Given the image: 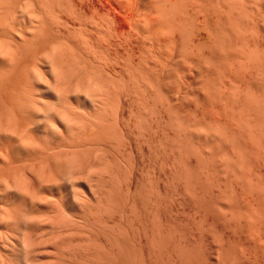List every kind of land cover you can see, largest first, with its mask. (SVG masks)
<instances>
[{
	"label": "rangeland",
	"instance_id": "obj_1",
	"mask_svg": "<svg viewBox=\"0 0 264 264\" xmlns=\"http://www.w3.org/2000/svg\"><path fill=\"white\" fill-rule=\"evenodd\" d=\"M80 1H82L81 2V4H78L77 2H79V0H71V2L72 3H70V9H71V11H70V9H69V17H68V23L69 22H71L69 25H68V28H69V31H68V43L70 44V47L71 46H73V47H71L72 49H73V53L75 54V57L76 58H80L79 60H81L80 61V63L81 64H84L85 66H87V68H88V66H91L92 64H93V67H92V76H93V74H95L93 77H92V79H93V81L96 83L97 82V85H100L99 86V90L101 89V91H102V95H105V97H103V98H105L104 100H109V102H108V100L107 101H104V103H105V105H106V109H105V111L106 112H108V110H107V106L109 105V107H111V109L110 110H112V111H115L116 112V118L115 119H117V121L119 120V124H118V122L116 123L115 122V119L113 120V118H111L112 117V114L110 113V112H108V113H106L105 111V113L103 114V115H105V116H103L102 114H100L99 112H97L99 115H102V117H103V119L101 118V116H100V118H101V120H97L98 122H97V124L99 125H96L95 123V125L98 127V129L96 128V126H95V128L96 129H94L97 133H96V135H98L99 137L100 136H103V137H101V138H104V135H102V134H105V137L107 136V135H109L110 133H112V134H110L111 135V137H108V140L109 139H113V140H109L110 142H108L106 139L107 138H105V140H106V142H103V143H105L106 145H108V146H106V148L105 147H103V145H105V144H102L101 142H102V140H104V139H101V138H99V137H97L98 138V140H100L101 139V141H99V143L98 142H95V144L96 143H98V146H97V144L95 145L96 146V149L97 150H99L98 149V147L99 148H103V149H100V150H103V151H100V153L102 154L103 152L105 153V155H102V158H105V160L104 159H102L101 158V156H100V158H101V162L103 161V162H105V161H107V163L110 165V166H108L109 168L111 167V170H110V172L113 170L114 172H112V174L113 173H115L114 175H116V178L118 179V183L117 182H114V180L116 181L117 179H114V176H113V179L110 181V179H107V177L104 175V177H106V178H104L103 179V174L101 175L102 176V180L100 179V180H98L97 181V183H99V184H97V186H98V188L101 186V192H102V194H103V191L105 190V189H107L108 191H110V189L114 192V191H116V193H114V195H113V192H104L106 195L107 194H109V195H107V196H105L106 198V200L102 197H99L100 195L102 196V194H100L99 193V189L97 190V196H98V194H100L98 197L96 196V198H94L93 200H95V201H93V200H91L92 202H91V204H90V206L92 207V209L94 208V209H96L98 206H97V204L98 203H100V205L101 206H99V207H101V208H98V209H101L102 211H105V214L101 211L100 213H99V211H98V209H96L95 210V212L97 213H93L92 215H94V214H96L95 216H97L98 215V217L97 218H100V219H96V217H94V216H90L89 218H91V219H89L88 217H85V215L83 214H79V213H76V212H72V214L73 215H71V217H70V220H71V218H72V221L73 220H75V222H77V221H79L80 220V222H78V223H80V224H78V223H76L77 224V226L79 227L80 226V228L78 229V227L76 226V224L73 226V225H71L70 223H69V225L70 226H72V227H77V228H74V232H75V230H76V232L75 233H77V232H79L80 234H77L78 236L79 235H81V236H79V237H75L74 239L73 238H71L73 235H71V236H69L70 237V239L72 240L71 242V244L72 245H74V246H76V248L75 249H73V247H71V245H70V247L72 248V249H70L69 248V255L71 256V254H74V257H73V255H72V258L68 255V257H69V259H67V260H65V261H62L63 263L64 262H66V264L67 263H70L71 264V262L72 263H80V264H84V263H82V260L84 261H87V262H85L86 264L89 262H91V264L92 263H94V264H100L99 262H102L101 264H194L193 262H196V260H197V262H198V264H220V262H221V264H224V263H227V262H229V261H231V262H233V261H237L238 259H236L235 260V257H234V255L236 254V258H241L240 260L241 261H243V262H241L240 260H238L237 262H239V263H237V264H264V248H263V244H264V221L260 224V221H262L263 219H264V206L262 207L261 205H263L264 203L262 202V199H264V198H262V194H264V167H262V170L261 169H259V168H261V166H263L264 164H262V162H260V161H262V154H264V142H262L263 141V139H262V137L264 136V131H261V129H258V128H260L261 127V124H262V122L263 121H261V117H263V115L261 116V115H259V108L262 106H264V105H262L261 104V106L257 109V106H256V104H254L257 100L259 101V98L261 99V100H264V98H261V97H264V94L262 95V93H264V80H262L263 79V77H261V76H259V78H260V80H262V82L259 80V78H258V76H256L254 73H256L257 72V74H259L258 72L259 71H256V72H251L252 70H250V72H248L246 69H244V67H243V69L244 70H246V71H243L242 70V68H238L239 70H237L236 68H234L235 70L234 71H237V73H239L238 75H239V78H243V76H241L244 72H246V73H244L243 75H244V79L246 78V79H248L249 77H248V75L250 76V73H251V76H253V77H251L250 76V78L248 79V80H239V78H237L236 79V82H234L233 83V81H235V80H232V79H234V78H232V76L234 77V75H236L237 76V73L235 72L234 73V75H231V74H233V71H232V73L230 74L231 75V78L232 79H230L229 78V80L226 78L229 74H227L230 70V67H227L228 65H225L224 64V62H223V59H222V61H221V57L220 56H218L219 54H220V52L218 53V55H217V53H215V52H212L213 50H214V48H212V46L213 47H217V46H214V45H216L215 43L211 46V42H212V38L214 37H210V35L207 37V40H204V39H206V36L205 35H207L208 34V32H207V34H204L203 35V33L205 32V31H207V29L206 28H208V26L210 25V24H208L207 23V25L208 26H205L206 28H203V27H201V28H203L202 30L204 31H202L201 30V32H199V30L201 29H198L199 27H200V25H201V23H203V20L201 19V21H200V18H202L203 16H201V14L198 16V14L199 13H197L198 12V10H200L201 11V13H202V11H203V14H205L204 13V11L206 12L207 11V9H210L211 10V6H209V4H212V1H214V0H206V1H204V0H202V1H199L198 0V2H197V0H195L194 2H192L193 0H178V2H177V0H174L173 2L175 3V6H176V8H178V6H179V8L180 7H183V5H180V2H181V4H183V2H185V5H184V7L186 6V8L187 9H189V8H191V10L189 9V12L191 11V12H194V10L196 11L197 9H192V8H195L196 6H198V8H201V9H198L197 11H196V14H193V13H190V15L188 14V16H189V18H188V16H187V18L185 19L184 17H183V15L185 14V15H187L185 12H184V10L185 9H181L183 12H181V10L179 9V11L182 13V18H184V20H182L181 19V21L179 20V18H181V16H180V12L178 11V13H177V11H176V15L177 14H179V15H177V16H179V18L177 19L178 21H179V24L177 23L178 21L177 20H175L177 17H176V15H174L175 14V10H173L174 8H175V6H173V5H171L172 4V0H170L171 1V6L172 7H167L168 5H169V3L168 2H170V1H168L167 2V0H166V2L168 3L167 4V6H165L166 7V10H164V11H167V12H164L163 11V9H165V8H163V7H161V5L162 4H160V1L159 0H156V3H154V6H156L157 5V7H158V9L160 8V9H162V11H160V9L158 10L159 11V14H160V12H161V15H156V14H154V13H156V12H158L157 10L155 11V9L156 8H154V10H152V8H153V2H155V0H153V1H151V0H80ZM85 1V2H84ZM88 1V2H87ZM189 1V2H188ZM192 3H191V2ZM205 3H204V2ZM209 3H208V2ZM218 0H216V2H217ZM220 2V4H221V0H219ZM262 2V4H263V1L264 0H259V3H261ZM83 2H84V4H83ZM145 2V3H144ZM147 2H149V4H151V6L147 3ZM165 2V3H166ZM197 2V3H196ZM201 2V3H200ZM211 2V3H210ZM161 3H163L162 1H161ZM187 3V4H186ZM198 3H200V4H198ZM203 3V4H202ZM219 3H214L216 6L219 4ZM223 3H225V2H223ZM222 3V4H223ZM72 4V5H71ZM77 4L79 5V7L77 6ZM87 4V5H86ZM94 4V5H93ZM98 4V5H97ZM145 4V5H144ZM177 4V5H176ZM179 4V5H178ZM188 4H189V6H188ZM193 6V5H196V6H191V5ZM198 4V5H197ZM213 4V6H215ZM226 4V3H225ZM261 4V9H263V7H264V5H262ZM76 5V6H75ZM82 5H83V8H81L82 7ZM146 5H147V8L145 9L144 7H146ZM159 5V6H158ZM200 5V6H199ZM209 6L208 8H203V10H202V6ZM151 7V9H150V7ZM163 6V5H162ZM188 6V7H187ZM191 6V7H190ZM203 6V7H204ZM224 6V7H223ZM76 7V8H75ZM95 7V8H94ZM149 7V8H148ZM174 7V8H173ZM211 7V8H210ZM222 8L223 7V10L225 9V5H222V6H219V8ZM78 8H80L79 9V11H81V12H79L78 11ZM86 8V9H85ZM99 8V9H98ZM169 10H168V9ZM172 8V9H171ZM215 8V7H214ZM217 8H218V6H217ZM217 8H215V9H217ZM81 9H83V10H81ZM94 9V10H93ZM148 9L150 10V11H148ZM185 10L187 13H188V10ZM57 10V9H56ZM96 10V11H95ZM218 10V9H217ZM216 10V12H218ZM84 11V12H83ZM94 11V12H93ZM153 11V12H152ZM169 11V12H168ZM171 11H173V12H171ZM199 11V12H200ZM220 11H222V10H220ZM225 11V10H224ZM224 11H223V13H224ZM264 11V10H263ZM71 12V13H70ZM96 12V13H95ZM168 13L169 15H172V17L171 16H169V18H168V14H167V16H165L166 14H163L164 15V17H161L162 19L164 18H168L167 20H166V22L169 24H167L166 22H165V20L163 21L161 18H159L160 16H163L162 15V13ZM211 12V14H212V12H214V11H209V13ZM216 12H214V16H216L215 14H216ZM80 13H82L81 15H80ZM174 13V14H173ZM184 13V14H183ZM208 13V12H207ZM206 13V15H210L211 16V19H213V18H215V17H213L212 18V16L213 15H211V14H207ZM221 13V12H220ZM74 16H73V15ZM84 14L86 15V16H84ZM98 14V15H97ZM154 14V15H153ZM191 14H193L192 16H194V15H197L198 16V18L196 17V16H194V17H192L191 16ZM202 14V15H203ZM218 14H219V12H218ZM221 15H223L224 16V14H221ZM73 16V17H72ZM97 16V17H96ZM100 16V17H99ZM154 16H157V18L156 17H154ZM192 18H191V17ZM207 16V17H208ZM209 16V17H210ZM218 16V15H217ZM77 17V18H76ZM94 17V18H93ZM153 17H154V19H153ZM195 17L197 18V19H195ZM207 17L205 18L206 20H207ZM219 17V16H218ZM69 18H71L70 20H69ZM74 18V19H73ZM149 18H151V19H149ZM159 18V19H158ZM170 18H172L171 20H169ZM175 18V19H174ZM194 18V19H193ZM217 18V17H216ZM215 18V19H216ZM220 18V17H219ZM218 18V19H219ZM223 18V17H222ZM222 18H220V19H222ZM82 20V22H81V20ZM156 19V20H155ZM158 19V20H157ZM161 19V20H160ZM173 19H174V21H173ZM188 19V20H187ZM191 21H190V20ZM194 21H193V20ZM199 19V20H198ZM209 20H207V21H211L210 20V18H208ZM74 20H75V22H74ZM77 20H80V21H77ZM145 20H146V22H145ZM148 20V21H147ZM186 20V21H185ZM196 20V21H195ZM206 20L204 21V22H206ZM85 21V22H84ZM98 21V22H97ZM150 21H152V22H150ZM157 21V22H156ZM159 21H162V22H159ZM184 21V22H183ZM188 21H189V23H188ZM199 21V22H198ZM213 21H214V19H213ZM213 21H211V22H213ZM215 21H217V20H215ZM72 22H74V23H72ZM81 22V23H80ZM95 22V23H94ZM149 22V23H148ZM175 23V25H173V26H170L171 24H174ZM180 22L182 23V24H180ZM185 22H187V24H184L183 25V23H185ZM193 22L194 23H197L196 25L195 24H193ZM211 22H209V23H211ZM218 22H219V20H218ZM217 22V23H218ZM257 23H259L258 21H256ZM80 23V24H79ZM199 23H200V25H199ZM214 23V22H213ZM263 23V22H262ZM72 24V25H71ZM76 24H77V27H76ZM83 24V25H82ZM94 24V25H93ZM95 24H98V25H95ZM147 24V25H146ZM150 24V25H149ZM176 24H178V28H177V26H176ZM203 24H206V23H203ZM214 24H216V23H214ZM219 24V23H218ZM217 24V25H218ZM264 24V23H263ZM180 25H182V26H180ZM199 25V26H198ZM212 25V24H211ZM210 25V26H211ZM259 25V26H258ZM261 24H257V26L258 27H262V26H260ZM78 26H81V28L79 27L78 28ZM84 26V27H83ZM97 26H99V27H96ZM147 26V27H146ZM170 27V30H171V32L173 31V33L172 34H168L170 31H169V28L168 27ZM196 26V27H195ZM214 26V27H213ZM72 27V28H71ZM149 27V28H148ZM194 28L195 27V29H197V30H195V29H189V28ZM198 27V28H197ZM215 30H217L216 29V25H212L211 27H209V30H211V32H209V33H212V32H216V31H213L214 29ZM255 27H256V25H255ZM71 28V29H70ZM74 28V29H73ZM76 28V29H75ZM211 28V29H210ZM219 28V27H218ZM79 29H80V31H79ZM84 29V30H83ZM168 29V32L166 31ZM176 29V30H175ZM187 29H189L190 31H188ZM213 29V30H212ZM261 29V28H260ZM264 26H263V28L261 29V31H262V33L264 34ZM77 30V32H75ZM208 30V31H209ZM74 31V32H73ZM83 31V32H82ZM94 31V32H93ZM147 31V32H146ZM176 31V32H175ZM186 31V33H184ZM189 33H188V32ZM194 31V32H193ZM196 31H198V32H196ZM53 32V33H52ZM52 32H50V34H51V37L52 38H55L53 35H55L56 37H58V34L56 33V31L54 32V31H52ZM82 32V33H81ZM97 32V33H96ZM99 32V33H98ZM165 32H167V34L169 35V37L167 36V34L165 33ZM170 32V33H171ZM217 32H218V30H217ZM78 33V34H77ZM80 33V34H79ZM197 33H199V34H197ZM259 33H261V32H259ZM261 33V34H262ZM74 34V35H73ZM87 34V35H86ZM95 34V35H94ZM97 34V35H96ZM99 34V35H98ZM70 35L72 36V37H70ZM173 35V37H171ZM212 35V34H211ZM213 35H215V34H213ZM257 35V34H256ZM75 36V37H74ZM80 36V38L78 39V37ZM92 36V37H91ZM191 36V37H190ZM200 38H198V37ZM258 36V35H257ZM256 36V37H257ZM259 36H260V34H259ZM259 36L256 38L255 36H253L254 38H256V39H258L259 38ZM263 36V35H262ZM83 37V38H82ZM85 37V38H84ZM87 37V38H86ZM91 37V38H90ZM112 37H114V38H112ZM215 37H217V35L215 36ZM215 37L213 38V41H216V39H215ZM219 37V36H218ZM217 37V38H218ZM94 38V39H93ZM108 38H109V40H108ZM189 38H192V39H190L189 40ZM195 38V39H194ZM203 38V39H202ZM211 38V40L209 41V39ZM254 38H252V39H254ZM263 37H261V39H262ZM74 39H75V41H74ZM79 41H77V40ZM84 39V40H83ZM96 39H98V40H96ZM171 39V40H170ZM194 39V40H193ZM197 39H199V40H197ZM215 39V40H214ZM255 39V41H257ZM264 39V38H263ZM262 39V45H264V40ZM71 40V41H70ZM99 40H101V41H99ZM118 40H120V41H118ZM172 42H170V41ZM188 40H189V42H191V43H189L188 42ZM191 40H193V41H191ZM195 40L198 42V47L196 46L197 45V42H195ZM218 40V39H217ZM84 41V42H83ZM107 41V42H106ZM169 41V42H168ZM186 41V42H185ZM204 41H206V43L204 42ZM75 42V43H74ZM77 42H78V45H77ZM81 42H82V44H81ZM90 42V43H89ZM95 42H97V43H95ZM120 42V43H119ZM166 42H168L169 43V45L171 44L172 46L170 47V46H168V44L166 43ZM188 42V43H187ZM194 43V45H195V47H194V45H193V43ZM200 42V43H199ZM208 42V43H207ZM210 42V43H209ZM259 42V43H258ZM257 43V45H258V47H259V44L261 43L260 42V39H259V41H258ZM72 43V44H71ZM85 43V44H84ZM88 43V44H87ZM185 43H187V44H185ZM203 43V44H202ZM205 43V44H204ZM217 43V42H216ZM256 43V42H255ZM83 44H84V46H83ZM94 46H93V45ZM95 44H96V46H95ZM108 44V45H107ZM190 44V45H189ZM206 44H208V45H206ZM210 44V45H209ZM185 45V46H184ZM206 45V48H210V50L208 49H206L205 47H202V46H205ZM76 46V47H75ZM79 46V47H78ZM188 46H190V48L188 47ZM209 46V47H208ZM84 47V48H83ZM95 47V48H94ZM102 47V48H101ZM108 47H109V49H108ZM165 47L167 48V49H165ZM170 47V48H169ZM173 47H174V50L175 51H172L173 50ZM186 47V48H185ZM197 50H199V51H197V54H196V51H194L195 49ZM77 48V49H76ZM91 48V49H90ZM114 48V49H113ZM169 48V49H168ZM192 48V49H191ZM200 48V49H199ZM204 48V49H203ZM113 49V50H112ZM171 49V50H170ZM184 49H186V51L184 50ZM191 51H190V50ZM202 49V50H201ZM213 49V50H212ZM218 49H219V47H218ZM83 50V51H82ZM96 50H100V51H97V53H96ZM103 50V51H102ZM166 50H168V51H172V53H170L169 52V54H168V52L166 51ZM192 50H193V52H192ZM201 50V51H200ZM204 50V51H203ZM208 52H207V51ZM216 50H217V48H216ZM215 50V51H216ZM78 51V52H77ZM80 51V52H79ZM92 51V52H91ZM191 54H188L187 55V53L188 52ZM220 51V50H219ZM83 52V53H82ZM85 52H86V54H88V55H86L85 54ZM103 52V53H102ZM106 52L107 53H109V54H106ZM200 52V53H199ZM201 52L203 53V54H201ZM212 54H211V53ZM218 52V51H217ZM78 53V54H77ZM91 53V54H90ZM98 53H101V54H99L98 55ZM194 53V54H193ZM208 53H210V54H208ZM214 53V54H213ZM93 54V55H92ZM192 54H193V56H192ZM99 57H98V56ZM100 55H102V56H100ZM185 55H186V57H185ZM194 55H197V57L196 56H194ZM201 55H203V57H201ZM215 55H217L218 57H220V58H216L217 56H215ZM85 56V57H84ZM96 56H97V58H96ZM108 58H107V57ZM189 56V57H188ZM206 56H208L209 58H207ZM213 56V57H212ZM215 56V57H214ZM82 57V58H81ZM87 57H89V59L90 60H86L87 62H85V58L87 59ZM92 57V58H91ZM96 59H95V58ZM101 57V58H100ZM115 57H117V58H115ZM194 57V58H193ZM198 57H199V59H198ZM95 60H94V59ZM115 58V59H114ZM182 58V60H180ZM190 58V59H189ZM192 58V59H191ZM195 58H197V59H195ZM203 58V59H202ZM91 59H93V60H91ZM104 59V60H103ZM113 59V60H112ZM187 59H189V61L187 60ZM201 59V60H200ZM205 59H206V62H205ZM214 59V60H213ZM78 60V59H77ZM82 60L84 61L83 63H82ZM110 60V61H109ZM185 60H187V61H185L186 63H189L190 61V63L188 64V66H186V63H184V61ZM198 60V61H197ZM217 60V61H216ZM98 61V62H97ZM115 61V62H114ZM202 61H204V62H202ZM208 61V62H207ZM211 61V62H210ZM215 61H216V63H215ZM79 62V61H78ZM91 64H89V63ZM92 62H94V63H92ZM101 62H103V63H101ZM114 62V63H113ZM182 62V63H181ZM196 62V63H195ZM199 62V63H198ZM218 62V63H217ZM98 63V64H97ZM101 63V64H100ZM107 63V64H106ZM204 63V64H203ZM212 63H214V64H218L219 65V67H218V65L217 66H215L214 64H212ZM104 64H106V65H104ZM113 64V65H112ZM185 64V66H182L181 67V65H184ZM207 64H210V66L208 65V67L206 66ZM222 64H223V66H222ZM96 65V66H95ZM191 67H190V66ZM193 65V66H192ZM204 65H205V67H204ZM212 65V66H211ZM98 66V67H97ZM101 66V67H100ZM102 66H103V71L104 72H107L108 74H105L103 71H102ZM105 66H107V68L105 67ZM109 66V67H108ZM177 66V67H176ZM223 67L224 69H222L221 67ZM228 68V72L226 71L227 70V68ZM115 67V68H114ZM186 67H188L187 69H186ZM192 67H194V69L192 68ZM198 67H199V69H198ZM202 67H204V69L202 68ZM212 67V68H211ZM221 68L220 69V71H219V69H217V68ZM98 68V69H97ZM110 68V69H109ZM180 68V69H179ZM195 68L198 70H195ZM202 68V69H201ZM207 68V69H206ZM96 69V70H95ZM183 69V70H182ZM186 69V70H185ZM201 69V70H200ZM231 69H233V68H231ZM43 70V72L44 73H46V70H44V69H42ZM41 70V71H42ZM74 70H77V71H74ZM80 70V69H79ZM78 69H73V71L71 70V73L69 74V77H68V79L70 78V81H71V79H72V83L70 84L71 86V89L73 88V85L76 83L75 81H78L79 82V79L77 80L76 78H77V76H78V78L79 77H81L82 75L81 74H85V72L84 73H81V71L79 72V73H81V74H79L78 73V71H79ZM189 70V71H188ZM192 70H195V72L194 71H192ZM200 70V71H199ZM204 70V71H203ZM223 70V71H222ZM241 70H242V73H241ZM249 70V69H248ZM82 71H84V70H82ZM111 71V72H110ZM116 71V72H115ZM128 71V72H127ZM183 71V72H182ZM186 71V72H185ZM203 71V72H202ZM218 71V72H217ZM224 71H226L225 73H224ZM239 71V72H238ZM254 71V70H253ZM74 73V78L72 77H70L71 76V74L73 75V73ZM99 72V73H98ZM101 72V73H100ZM129 72H130V74H129ZM185 72V73H184ZM189 72V73H188ZM209 72V73H208ZM212 72H213V74H212ZM215 72V73H214ZM217 72V73H216ZM110 73V74H109ZM112 73H114V74H112ZM178 74V75H180V73H181V75L182 76H184V78L182 77V76H175L174 77V75H176V74ZM192 73V74H191ZM202 73V74H201ZM221 73V74H220ZM223 73V74H222ZM253 73V74H252ZM19 74V76H18V78H17V76H15V79H13V83L12 84H14L15 86H13L12 84V86H10V85H7V86H10V88L12 87V88H16L17 89V87L18 88H20L21 89V87H22V80H23V78H21V80L19 79L22 75H20V72L18 73ZM97 74V75H96ZM102 74H103V76H102ZM105 74V75H104ZM128 74V75H127ZM185 74V75H184ZM204 74V75H203ZM208 74V75H207ZM209 74H210V76H211V78H209L210 76H209ZM212 74V75H211ZM215 74V75H214ZM219 76H218V75ZM241 74V75H240ZM81 75V76H80ZM99 75H101V76H99ZM110 78H108L107 76ZM110 75V76H109ZM115 75H116V77H115ZM189 75V76H188ZM206 75V76H205ZM230 75H229V77H230ZM247 75V76H246ZM255 75V76H254ZM99 76V77H98ZM127 76H128V78H127ZM130 76H132V77H130ZM186 76H187V78H186ZM200 76L201 77H203V78H200ZM205 76V77H204ZM209 76V77H208ZM213 76V77H212ZM218 76V77H217ZM222 76H223V79H222ZM83 77V76H82ZM81 77V78H82ZM113 79H112V78ZM188 77H190V78H188ZM214 77H216L217 79H215L214 80V82L213 81H211V79L213 78L214 79ZM221 77V79L220 80H218L219 78ZM225 77V78H224ZM100 78H103V79H100ZM108 78V79H107ZM131 78V79H130ZM174 78H177L176 80H178V78H179V82H177ZM210 79V81L211 82H213V83H215V81H216V83L215 84H217L218 82H225V83H223V84H226L227 82H226V80L227 81H230L229 83H232V84H234V86L236 85L237 87H234L233 85V87L234 88H237L235 91H237L240 87H241V89H242V85H244V84H247V87H248V89H249V91H253V92H251V93H253L252 95L253 96H255V94L256 95H260L261 97H259V96H256V97H253V99L255 98L256 99V101L255 102H252L253 100L252 99H250V103L249 104H246V105H248L249 107H247V109H248V112H249V110H250V113L249 114H251L250 116L252 117V120L254 121V122H256L255 124L257 125V123L259 122L258 120H260L261 122V124H258V125H260V126H258L257 127V129L258 130H260L261 131V133H260V135L261 134H263L262 136H261V139H260V135L258 136L257 134H255V133H253V131L252 130H249L248 128V126H247V130L246 131H248V132H246L245 134L243 133V132H245V131H243V128L244 127H242L241 125L243 124V120L241 121V120H239V119H241L240 118V116H238L237 117V115L239 114V111L237 112V110H231V107L233 108V109H236V108H238V107H240V106H242V103L245 101L244 100V97H243V95H241L240 94V96L237 98L236 97V103H234V104H237V105H239V102L240 101H242V100H240L239 101V98H241V96L243 97V102H241V105L240 106H236V105H234L231 101H235V97H233V99L232 98H230V97H232L233 95H231L229 98H228V103H226V102H224V100H223V102H221V100L222 99H225V97L224 96H222L223 98L221 99V96L220 95H222V91L224 90H220L222 87L221 86H219V85H214L213 83H211V82H209V79ZM257 80H256V79ZM18 79V80H17ZM76 79V80H75ZM83 79V78H82ZM99 79H100V81H101V83L104 85H101L100 84V81H99ZM118 79V80H117ZM126 79V80H125ZM173 79H174V82H173ZM189 79V80H188ZM190 79H191V81H190ZM202 79V80H201ZM206 79V80H205ZM207 79H208V81H207ZM212 79V80H213ZM256 80V83H255V80ZM15 80V81H14ZM81 80V79H80ZM84 80H86V74H85V79H83V80H81V82H79V83H81V92H83L84 91V89H87V87H89L86 83L87 82H84ZM98 80V81H97ZM113 80L115 81H117V83H114L113 82ZM127 80H129L128 82L130 83H127L126 81ZM132 80V81H131ZM225 80V81H224ZM106 81H108L107 83H104V82H106ZM112 81V82H111ZM115 81V82H116ZM175 81H176V83L178 84V86H179V88L177 87V84L175 85ZM180 81H182V82H180ZM188 81H190V82H188ZM203 81H204V83H205V85H204V83H203ZM206 81L207 82H209V83H211V84H207L206 83ZM232 81V82H231ZM251 81H252V83H253V85H254V87H250L251 85H252V83H251ZM74 82V83H73ZM186 82V83H185ZM238 82H242L241 84L240 83H238ZM247 82V83H246ZM250 82V83H249ZM262 84H260V83ZM20 83V84H19ZM112 83V84H111ZM127 83V84H126ZM172 83H174V84H172ZM179 83H181V84H179ZM190 83V84H189ZM200 83H202V84H200ZM17 84V85H16ZM77 84V83H76ZM83 84V85H82ZM107 84H108V86H107ZM119 84V85H118ZM188 84V85H187ZM206 84H207V86H206ZM238 84H240L241 86H239ZM250 84V85H249ZM256 84V85H255ZM19 85H21V86H19ZM80 85V84H79ZM87 85V86H86ZM115 85V86H114ZM123 85V86H122ZM126 85H127V87H126ZM129 85V86H128ZM176 87H175V86ZM187 85V86H186ZM202 85V86H201ZM222 85V84H221ZM227 85H229V84H226V87H227ZM231 85V84H230ZM252 85V86H253ZM258 85V86H257ZM260 85V86H259ZM103 86V87H102ZM110 86V87H109ZM113 86V87H112ZM121 86L122 87H124V88H121ZM180 86H182V87H180ZM185 86V87H184ZM239 86V87H238ZM256 86V87H255ZM261 86H263L262 88H261ZM103 88V90H105V91H103L102 90V88ZM105 87V88H104ZM108 87V88H107ZM115 87V88H114ZM117 87V88H116ZM130 87V88H129ZM190 87V88H189ZM230 87V86H229ZM244 87V86H243ZM10 88H5L4 89V94H3V96L5 97L4 99H6V101L8 102L9 100H11V99H9V98H6V96L7 97H10L11 98V96L9 95L10 93H11V89ZM83 88V89H82ZM109 88H111L110 90H109ZM126 88V89H125ZM129 88V89H128ZM246 88V87H245ZM250 88H252V89H250ZM8 89V90H7ZM79 89V90H80ZM89 89H91L90 91H89ZM95 89V88H94ZM106 89H108V90H106ZM113 89H114V91H113ZM177 89H178V91H177ZM188 89V90H187ZM227 89H230V88H228L227 87ZM226 89V90H227ZM241 89H239V90H241ZM244 89V88H243ZM243 89H242V91H240V92H243ZM254 89V90H253ZM258 91H257V90ZM260 89V90H259ZM5 90L7 91V92H5ZM10 90V91H9ZM96 90V89H95ZM121 90V92L122 91H124V92H122V95H121V92H119V91ZM128 90H131V92L130 91H128ZM172 90V91H171ZM174 90V91H173ZM179 90L181 91V92H179ZM185 90H187V91H185ZM222 92H220V91ZM226 90H224V91H226ZM233 90V88H231V91ZM245 91L247 90V89H244ZM119 92L120 94H117V93H114V92ZM126 91V92H125ZM189 91H190V93H189ZM234 91V90H233ZM232 91V92H233ZM235 91L232 93V94H234L235 93ZM244 91V92H245ZM260 91V92H259ZM9 92V93H8ZM88 92H89V94H88V96L91 94L90 92H92L93 93V89L90 87V88H88ZM104 92H105V94H104ZM111 92H113L114 94H112V95H109V94H111ZM128 92V94L126 95V93ZM129 92L131 93V95L132 96H130V94H129ZM170 92H172V95H171V93ZM175 92V93H174ZM176 92H177V96L175 95L176 94ZM179 92V93H178ZM188 92V93H187ZM237 92H239V91H237ZM236 92V93H237ZM243 92V93H244ZM255 92V93H254ZM259 92V93H258ZM97 93V92H96ZM148 93V94H147ZM184 93H187V95L185 94L184 95ZM242 93V94H243ZM261 93V94H260ZM5 94H7L6 96H5ZM183 94V95H182ZM71 95V94H70ZM100 95H101V92H100ZM108 95L110 96L109 98H108ZM115 96L114 98L112 97V96ZM119 95H120V97H119ZM124 95V96H123ZM148 95V96H147ZM239 95V93H237V96ZM71 96H73V91H72V95ZM123 96V97H122ZM175 96V97H174ZM106 97H107V99H106ZM131 97H133V98H131ZM227 97V96H226ZM71 98H73V97H71ZM89 98H91V95L89 96ZM122 98V99H121ZM124 98L126 99V101H124ZM92 99V98H91ZM111 99H113V100H111ZM116 99L118 100H121V101H124V102H121V101H116ZM131 99V100H130ZM242 99V98H241ZM254 99V100H255ZM115 100V101H114ZM249 100V99H248ZM72 101V105H74V107L76 106L75 104H74V102H73V99L71 100ZM128 101V102H127ZM239 101V102H238ZM247 101V100H246ZM12 102V100L11 101H9V103L8 104H10ZM112 102V105L110 104ZM114 102V103H113ZM130 103L131 102V104H127V103ZM231 102V103H230ZM238 102V103H237ZM253 104H252V103ZM260 102V101H259ZM107 103H108V105H107ZM118 105V107H119V110H118V107L116 106V104ZM121 105H120V104ZM113 104L115 105V107L113 106ZM162 104V105H161ZM231 104H233V106H230V109H227V108H229V106L228 105H231ZM259 104V103H258ZM130 105V106H129ZM221 105H222V107H221ZM84 106V105H83ZM120 106H124V107H121L120 108ZM129 106V107H128ZM143 106H144V108H143ZM146 106V107H145ZM162 106V107H161ZM219 106H220V108H219ZM224 106H225V108H224ZM234 106H236V107H234ZM251 106H256L255 108L257 109V111H256V109L254 108V107H252L251 109H250V107ZM87 107V105H85V108L84 107H82V105H79L77 108V110L79 111V113L80 114H82V115H84V116H81L82 118H84V119H82L83 121H85V122H87V120L89 119L88 118V115L87 114H89L88 113V111L89 112H91L90 111V109H88V107ZM116 109V110H113L114 108ZM131 107V108H130ZM227 107V108H226ZM261 107V108H262ZM81 108L83 109V110H81ZM123 108V109H122ZM221 110V113L223 114H221L220 112H219V109ZM224 108V109H223ZM109 109V108H108ZM122 109V110H121ZM125 109V110H124ZM130 109H132V111L130 110ZM228 111H227V110ZM253 109L255 110L254 111V113L252 112L253 111ZM264 109V108H263ZM85 110H88V111H85ZM118 110V111H117ZM127 110V111H126ZM129 110V111H128ZM217 110V111H216ZM222 110H224V111H222ZM252 110V111H251ZM124 111V112H123ZM217 112V114H216V112ZM233 112L234 113V115L236 116H234L235 118H238L237 120H239L240 122H238L237 123V121H236V119H235V121H236V123H237V125H236V123H234V119L231 121V119H228V118H230V117H232L233 116V114H231V113H229L230 115H232V116H230L229 114H228V116H230V117H228L226 114H225V112ZM235 111H236V114H235ZM261 111H263V110H260V114H264V112H262L261 113ZM86 112H87V114H86ZM218 112H219V114H218ZM224 112V113H223ZM255 112H256V115H254L255 114ZM258 112V113H257ZM92 113H94L93 111L90 113L91 115H89V117L91 116H93V115H95L96 114V112H95V114H93L92 115ZM102 113V112H101ZM120 113V114H119ZM124 113V114H123ZM129 113H132V114H128ZM107 114L110 116V114H111V116L109 117L108 116V118L106 117L107 116ZM86 115H87V120H85V118H86ZM121 115V116H120ZM128 115V116H127ZM131 115V116H130ZM221 115H222V117H224V119L228 122V127L227 126H224V127H227V130H225V128L224 127H220L221 129H222V132H225L226 133V135H224L222 132H221V130H220V132L225 136V137H219V135L221 136L222 134L220 133V132H218L217 130H218V128L219 127H214L213 128V126H214V124H213V122H214V118H216V117H218V118H216V119H219L220 117H221ZM225 115H226V117H225ZM254 115V116H253ZM120 116V117H119ZM182 116V117H181ZM257 116H261L260 118H258ZM90 117V118H91ZM95 117H96V115H95ZM94 117V118H95ZM99 117V116H98ZM107 118V120L109 119V118H111L112 119V121L111 122H109V120H111V119H109L108 120V122L107 121H105L104 123H103V121L105 120V118ZM121 117H122V119H121ZM129 117H131V118H129ZM184 117V118H183ZM220 118L221 120L223 119V118ZM93 117L91 118L92 120H90V121H96L95 119H94ZM123 118H125L124 119V121H123ZM127 118H129V119H127ZM137 118V119H136ZM185 119L184 120V122H183V120L182 119ZM213 118V119H212ZM233 118V117H232ZM254 118V119H253ZM96 119H98V118H96ZM129 121H127V120ZM131 119H133V120H131ZM137 120V122H135L136 120ZM159 119V120H158ZM182 121H181V120ZM223 119V120H224ZM257 119V120H256ZM125 120H126V122H128L127 124V126L129 127L128 129H126L127 128V126H126V122H125ZM139 120V121H138ZM180 120V121H179ZM187 120H189V123L191 124V122L194 124V126H192V128H190L189 126H190V124L189 123H185V122H188ZM210 120H212V121H210ZM225 120H224V125H225V123L227 124V122H225ZM231 122H233V123H230V121ZM89 121V120H88ZM131 121V122H130ZM101 122V124H103V125H101V124H99ZM109 123V125L107 124V123ZM125 122V123H124ZM183 122V123H182ZM208 122L210 123V122H212L210 125H212L213 124V126H210V129H209V135L207 134L208 132L205 130V129H207L208 130V126H207V124H208ZM242 122V123H241ZM89 123V122H88ZM114 123H115V125H114ZM133 123V124H132ZM197 123V124H196ZM230 123V124H229ZM241 124L240 126H241V130L243 131H241V130H238V128H240L239 126H238V124ZM106 126H105V125ZM110 124H112V129H111V127H110ZM119 126H118V125ZM123 124L126 126V127H124L123 126ZM187 124H189V125H187ZM201 126L200 127V129H197L198 128V126L199 125ZM222 124H223V122H222ZM231 124H235L234 125V127H236V126H238V128L236 127L235 128V130L237 131V133H236V131L234 130V128H232V130H230L231 128L230 127H233V125L232 126H229V125H231ZM100 125L102 126V127H100ZM107 125H108V127H110V130H108V127H107ZM132 125V126H131ZM134 125V126H133ZM179 125L180 126H182V125H185V126H182L181 128L179 127ZM192 125V124H191ZM243 125H245V124H243ZM107 127V128H105V129H107L108 131H110V133L108 132V131H106L103 127ZM123 126V127H122ZM196 126V128H194ZM113 127H119V129H116V128H113ZM185 127V128H184ZM190 129H189V128ZM205 129H204V128ZM208 127V128H207ZM262 127H263V124H262ZM261 127V128H262ZM103 128V129H102ZM125 128V129H124ZM184 128V129H183ZM186 128H187V130H186ZM203 128V129H202ZM224 128V129H223ZM228 128H230L229 130H230V132H229V130H228ZM122 129V130H121ZM192 129H194V130H192ZM195 129H197V131H195ZM245 129V128H244ZM104 130H105V133H103L104 132ZM114 130V131H113ZM184 130H186V131H184ZM193 131V132H191V131ZM203 130H205V132H203ZM223 130H225V131H223ZM115 131L117 132H120V133H115ZM126 131H128V132H126ZM187 131H189V132H187ZM195 131V132H194ZM227 131V132H226ZM239 131H241L242 133H240ZM250 131H252V134L250 133ZM260 131H258L257 133H259ZM115 134H114V133ZM183 132H184V136L185 137H183ZM187 133V135H186V133ZM191 132V133H190ZM199 132H201V133H199ZM212 132V133H211ZM215 132V133H214ZM233 132H235V133H233ZM99 133V134H98ZM109 133V134H108ZM122 133V134H121ZM127 135H126V134ZM189 133H190V135H189ZM196 133L199 135V136H197L196 135ZM203 133V134H202ZM232 134V136H236V138L235 137H233V138H235V140L237 139L238 140V142H237V140L235 141H232L233 139H232V136H231V134ZM239 133H240V135H243L242 137L241 136H239L240 138H238L237 136L239 135ZM249 133V134H248ZM119 135V138L121 139H119V138H116L115 139V137L116 136H118ZM192 134V135H191ZM217 134V136H215V135ZM255 134V138H256V135L259 137V139H260V142H258V140L256 141V140H254L253 142H251L252 140H253V138H254V135ZM95 135V136H96ZM109 135V136H110ZM115 135V136H114ZM122 135V136H121ZM206 135V136H205ZM222 135V136H223ZM246 135V137H244ZM248 135V136H247ZM250 135H252L251 137V140H249V139H247V138H250L249 136ZM114 136V137H113ZM125 136H127V137H125ZM198 137L199 139H201V137L203 136H205L203 139H201L202 140V142H201V140H199L198 138H196V137ZM230 136V137H229ZM207 137H209V138H207ZM215 137V138H214ZM216 137H217V139L219 140L220 138H222V139H220V141H226V142H221L222 143V145H221V143H220V141H218V140H216ZM226 137H229V139L231 140H229V141H227V138ZM244 137V138H243ZM257 137V138H258ZM96 138V137H95ZM94 138V139H95ZM97 138H96V140L95 141H97ZM126 138V139H125ZM192 139V140H190V139ZM214 138V139H213ZM226 138V139H225ZM243 138V139H242ZM254 138V139H255ZM256 138V139H257ZM264 138V137H263ZM118 139L120 140V141H118ZM125 139V140H124ZM194 139V140H193ZM210 139V140H209ZM213 139V140H212ZM240 139V140H239ZM242 139V140H241ZM123 140H124V143H123ZM197 140V141H196ZM212 140V141H211ZM245 142H244V141ZM204 141V142H203ZM209 141V142H208ZM214 141V142H213ZM241 141V142H240ZM243 141V142H242ZM250 141V142H249ZM255 141L257 142V144L260 146V148L262 149H257V148H255L256 147V145H255V147L253 146V144H255ZM108 142V143H107ZM122 142V143H121ZM201 144H199V143ZM220 143V146L218 145L219 143ZM228 142H230V143H228ZM233 142V143H232ZM240 143V145L238 146V150H236L237 149V143ZM249 142V143H248ZM118 143H121L120 145L118 144V146H117V144ZM198 143V144H197ZM203 143V144H202ZM206 143V144H205ZM208 143V144H207ZM210 143V144H209ZM214 143H215V145H214ZM236 143V144H235ZM246 144V143H248V144H246L245 146H243L244 144ZM252 143V144H251ZM100 144H102L101 145V147H100ZM109 144L112 146H109ZM114 144H116V145H114ZM127 144H128V146H127ZM205 144V145H204ZM225 144H227V147H224V146H226ZM229 144H231V145H229ZM234 144V145H233ZM250 144L254 147H252L253 149H251V147H250ZM206 145H207V147H206ZM233 145V146H232ZM236 145V146H235ZM248 145V146H247ZM263 145V147H261ZM95 146H91L90 148H92L91 150H93V152H96L94 155L97 157V156H99L98 155V152H97V150H95L94 149V147ZM123 146V147H122ZM125 146H127V147H125ZM210 146H212V147H210ZM213 146H215V147H213ZM218 146H219V149H218ZM229 146H231V148L229 147ZM236 147L235 149H233V147ZM243 146V148H241ZM259 146H257V147H259ZM108 147H111V148H109L108 149ZM117 147V148H116ZM194 149H193V148ZM202 147H203V149H206L205 151L202 149ZM244 147H246L247 149V153L245 152L246 150H245V148ZM250 149H249V148ZM105 148V149H104ZM113 148V149H112ZM117 150H116V149ZM119 148V149H118ZM122 148H124V149H122ZM161 148V149H160ZM201 148V149H200ZM209 148V149H208ZM215 150H217V152H215L216 154H214V156H213V153H214V149ZM223 148V149H222ZM121 149H122V151H121ZM210 149H211V153H209L210 152ZM233 149L234 150V152H233V150H232V152H231V150ZM240 149V150H239ZM254 149H255V151H254ZM107 150V151H106ZM111 152H109V151ZM111 150H113V151H111ZM119 150H120V152H119ZM208 150V151H207ZM222 150V151H221ZM230 150V151H229ZM241 150H244V151H242L243 152V154H244V152L246 153L245 154V156L244 157H247V158H249V157H251V161H253V163L249 160V159H247V158H244V159H246V160H249V161H246V160H242V158H240L242 155H241ZM90 151V150H89ZM114 151H117V153L116 152H114ZM161 151V152H160ZM219 151V152H218ZM225 151H227V153L225 152ZM238 151L240 152V153H238ZM251 151V152H250ZM259 151V153L260 154H257V152ZM91 152V155H92V151H90ZM89 152V153H90ZM122 155V152H123V156L124 157H121V158H119L120 156H119V153ZM129 154H128V153ZM201 152V153H200ZM204 152H206V153H204ZM221 152H222V154L225 152V154H223V156H221L222 154H221ZM229 152V153H228ZM235 152H237L238 154H240V157H238L239 155H236L237 153H235ZM253 152H256V153H253ZM261 152H263V153H261ZM231 153V154H230ZM248 153H250L251 155H253L254 156V158H252L253 156H250V155H248ZM112 154V155H111ZM117 154H118V156H117ZM126 154V155H125ZM228 154V155H227ZM233 154V155H232ZM256 154H257V156H256ZM128 155V156H127ZM205 155V156H204ZM212 157H211V156ZM216 155H218V156H220L219 158H218V160H220V158L221 159H223L224 161L222 162V160H220V163L218 164V161L216 160V158L218 157V156H216ZM226 155V156H225ZM229 155H230V158H232V159H235V160H238V161H234V160H232V159H229ZM235 155V156H234ZM247 155V156H246ZM258 155H260L261 157V160H260V158L258 159ZM104 156V157H103ZM112 156H114V157H112ZM116 156V157H115ZM203 156V157H202ZM225 156V157H224ZM233 156V157H232ZM237 156V157H236ZM264 156V155H263ZM108 159H107V158ZM109 157H110V159H109ZM111 157L113 158V160H114V158L116 159L115 161H113V160H111ZM125 157L127 158L126 159V161H125ZM205 157V158H204ZM207 157V158H206ZM214 157V158H213ZM222 157H224V158H222ZM227 157V158H226ZM235 157V158H234ZM255 157H257L256 159H255ZM97 158H99V157H97ZM210 158V159H209ZM239 158L243 161H241V160H239ZM120 159V160H119ZM207 159H209V160H211V162L209 161L208 162V160ZM214 159V160H213ZM230 160V161H226V160ZM264 159V158H263ZM108 160H111V162L110 161H108ZM120 162H119V161ZM121 160H122V162H121ZM216 160V161H215ZM256 160V161H255ZM118 161V162H117ZM204 161V162H203ZM206 161H207V163H206ZM213 161H214V163H216V164H218L217 165V167H215L216 165H214V163H213ZM226 161V162H225ZM259 161V162H258ZM221 162H222V164H221ZM232 163L231 164V166L230 165H225L226 163L227 164H230V163ZM249 162V163H248ZM252 164H251V163ZM106 163V162H105ZM107 163H106V166H107ZM115 163H116V165H115ZM120 163V164H119ZM125 163H127L126 165H125ZM210 163V164H209ZM212 163V164H211ZM224 163V164H223ZM235 163V164H234ZM240 163H242V165L240 164ZM263 163H264V160H263ZM238 164H240L243 168H241L240 166V168H241V172H244L243 170H245V171H247V166L249 165V166H252V165H254V166H252V168L251 167H249L248 168V171L246 172V174H245V172L244 173H239L240 172V168L239 169H237L236 167H238ZM246 164V165H245ZM248 164V165H247ZM251 164V165H250ZM257 164V165H256ZM262 164V165H261ZM118 165H119V168H118ZM123 165H124V167L125 168H123ZM128 165V166H127ZM207 165V166H206ZM214 165V166H213ZM225 165V166H224ZM245 165V166H244ZM260 165V166H259ZM229 167L230 169H228V168H224V167ZM107 167V168H108ZM116 167V169H113V168H115ZM128 167V168H127ZM231 167H233L232 169H231ZM235 167V168H234ZM257 168L256 170L254 169V168ZM259 167V168H258ZM222 169V171H225L224 172V174H222V171H221V169ZM224 168V169H223ZM246 168V169H245ZM251 168V169H250ZM128 170V172L129 173H127V171L126 170ZM210 169V170H209ZM220 169V170H219ZM227 169V170H226ZM249 169H250V171L253 169V171H251L252 173H250V171H249ZM259 169V170H258ZM116 170H119V171H117L116 172ZM121 170V171H120ZM214 172H213V171ZM217 170H219L218 172H217ZM228 170H230V171H228ZM254 170H255V172H254ZM226 171H228L229 173H232V174H229V175H225V173H227ZM233 171V172H232ZM235 171V172H234ZM237 171V172H236ZM239 171V172H238ZM261 173V175H260V173ZM263 171V172H262ZM121 174H120V173ZM221 172V173H220ZM255 173V175H257V176H255V177H259L260 179H258L257 181L256 180H254V178H252L253 176H251L252 174L254 175V173ZM118 173V174H117ZM214 173V174H213ZM215 173H216V175H215ZM247 173H249V174H247ZM258 173V174H257ZM127 174H129V175H127ZM234 174H235V176H234ZM237 174H239L238 175V177L236 176ZM242 174H245V175H247L246 177H245V179H248L249 178V176H250V182H249V180L247 181V182H245V180H244V182H243V178H244V176L245 175H242ZM118 175H119V177H118ZM120 175H123V177H121ZM215 175V176H214ZM218 175L220 176V175H224V177H221L220 176V178L218 177ZM243 177H242V176ZM249 175V176H248ZM259 175V176H258ZM127 176V177H126ZM209 176V177H208ZM213 176H214V178H213ZM230 176H232V178L230 177ZM233 176H234V178H233ZM125 177L127 178V181L129 180H131L130 182L128 181V182H126V179H125ZM128 177H130L129 179H128ZM189 177H190V179H189ZM208 177V178H207ZM218 179H217V178ZM226 177V178H225ZM241 178V180H240V178ZM119 178H122L121 180L119 179ZM207 178V179H206ZM221 178H223V179H221ZM231 178V180H229ZM235 178H237V179H235ZM252 178V179H251ZM263 178V179H262ZM109 180V181H107V180ZM204 179H206V180H208V181H205ZM211 179V180H210ZM212 179H213V181H212ZM224 179H225V181H228L229 180V183L228 182H225L224 181ZM235 179V180H234ZM255 179H257V178H255ZM125 180V181H124ZM215 180V181H214ZM219 180V181H218ZM222 180V182H220ZM253 181V183L254 182H258L259 180V182L261 183V185H263V186H261L259 183H257V186L255 187L254 186V184H256V183H254L253 184V188L251 187V189H250V187H249V185L250 184H252V181ZM102 181V182H101ZM113 181V184L111 183ZM121 181V182H120ZM124 181V182H123ZM203 181H205V182H203ZM212 181V182H211ZM232 181V182H231ZM236 181V182H235ZM238 181L240 182V181H242L243 183H241V184H244V185H246V184H248V185H246V187L244 188V189H247V190H244L243 189V187H244V185L243 186H241V188H240V183L238 184ZM123 182V183H122ZM208 182V183H207ZM216 182H218V184H220V185H218ZM220 182V183H219ZM231 182V183H230ZM233 182H235V184L233 183ZM249 182V183H248ZM103 183L104 184V186L103 185H101V184ZM109 183V184H108ZM117 183V184H116ZM119 183H122V184H119ZM126 183H129L128 185H126ZM202 183H204L203 185H202ZM214 183V184H213ZM216 183V184H215ZM224 183H226L225 185L227 186V183L230 185V186H234L233 188L231 187L230 188V186H229V188H230V190H228V186L225 188L224 187ZM205 184H206V186H205ZM213 184V187L211 186ZM238 184V185H237ZM113 185V186H112ZM118 185H122V186H118ZM124 185H125V188H126V190H125V188H124ZM209 185V186H208ZM258 185H259V188H258ZM103 186V187H102ZM111 186V188H109ZM117 188H116V187ZM220 186V187H219ZM235 186L237 187V188H235ZM122 187V189H119V188H121ZM129 187V188H128ZM201 187L203 188L202 190H201ZM204 187L206 188V189H208V190H206V189H204ZM263 188V190H260V193H258V194H256L259 190H256L257 192L255 193L254 191V189H260V188ZM104 188V189H103ZM210 188H212L211 190H210ZM214 188H216V193H215V189ZM222 188H224V191L225 192H222ZM239 188V189H238ZM249 188V189H248ZM261 188V189H262ZM102 189H103V191H102ZM117 189V190H116ZM124 189V190H123ZM129 189V190H128ZM240 189H242V191H240L239 192V190ZM253 189V190H252ZM128 190V191H127ZM219 190V191H218ZM236 190V191H235ZM243 190L245 191V195H243ZM251 190H252V192H251ZM124 191V192H123ZM203 192V194H202V192ZM209 191V192H208ZM218 191V192H217ZM229 191H234V192H232L231 194L230 193H227V192H229ZM248 191V192H247ZM249 191H250V193H249ZM127 193V194H122V193ZM221 192V194H219ZM236 192V193H235ZM241 193L242 195H239V193ZM226 195H224V194ZM234 193V194H233ZM237 193H238V195H237ZM251 194V193H253V194H251V195H249V194ZM262 193V194H261ZM104 194V195H105ZM111 194V195H110ZM212 194V195H211ZM219 194V196H217ZM224 196H223V195ZM247 194H248V198H246L247 197ZM255 194H256V196H255ZM119 195H120V197H119ZM222 195V196H221ZM227 195H230L229 197L227 196ZM235 195H237V196H235ZM258 195V196H257ZM109 196V197H108ZM231 196L233 197V198H231ZM235 196V197H234ZM243 196H246V197H244L243 198ZM251 196H253V197H251ZM259 196H261V197H259ZM108 197V198H107ZM216 197V198H215ZM220 197H223V199L222 198H220ZM231 199L230 201H231V203L233 202H235V201H237V198L238 199H240V201H239V203H238V201L237 202H235L234 204H231V203H229L230 201L229 200H225L224 201V198H226V199ZM241 197V198H240ZM250 197V198H249ZM264 197V196H263ZM99 198H101L100 200H99V202L97 201ZM111 198V199H110ZM114 198V199H113ZM219 198V199H218ZM252 198V199H251ZM258 198L260 199V200H258ZM215 199H217V200H215ZM225 202H222L221 203V201L222 200ZM234 199V200H233ZM249 199V200H248ZM254 199V200H253ZM115 200V201H114ZM219 200V201H218ZM246 200H248V201H246ZM253 200V201H252ZM256 200H258V201H256ZM113 201V204L112 205H109L108 203H111V202ZM117 201V202H116ZM227 201H228V203L229 204H227ZM241 201H242V203H241ZM248 202V203H246V202ZM250 201V202H249ZM259 201H261V202H259ZM56 202H58V199L56 200ZM95 202V203H94ZM96 202H98V203H96ZM106 202V203H105ZM197 204H196V203ZM217 202H218V205H217ZM252 202V203H251ZM256 204H255V203ZM259 204H258V203ZM59 204L60 203H62V201H59L58 202ZM96 204V205H94V206H96V208L92 205V204ZM220 203V204H219ZM224 203V204H223ZM249 203H251V205H249ZM261 203V204H260ZM116 204V205H115ZM203 204V205H202ZM214 204V205H213ZM226 204V205H225ZM237 204H240V205H237ZM246 205L247 204V206H244V205ZM99 205V204H98ZM105 207H104V206ZM107 205V206H106ZM202 205V206H201ZM212 205V206H211ZM219 205H221L220 207H219ZM227 205H230L229 207V211H230V213H229V211L227 210L228 209V207H227ZM233 205V206H232ZM243 205V206H242ZM255 205H257V206H255ZM109 206V207H108ZM112 208H111V207ZM211 206V207H210ZM215 206H217V207H215L216 208V210H214L215 208L214 207ZM239 207V209H238V207ZM250 206H254L253 208L252 207H250ZM260 206H261V208H260ZM102 207H103V209H102ZM116 207V208H115ZM200 207H202V208H200ZM223 207V209H221ZM233 207V208H232ZM236 207V208H235ZM243 207V208H242ZM250 209H249V208ZM257 207V208H256ZM259 207V208H258ZM106 208H107V210H106ZM110 208V209H109ZM217 208H218V210H217ZM248 208L249 210H251V212L254 214H252L248 209V211L246 210V209ZM257 210H256V209ZM263 208V209H262ZM93 209V210H94ZM113 209H115V210H113ZM202 209V210H201ZM213 210V211H212ZM220 210V211H219ZM227 211L226 213L227 214H230L231 215V217H232V219H230L231 217H230V215H229V217L226 219L227 221H223V219H220L219 217L222 215V213H220L221 211ZM231 210H233L232 211V213H233V216H232V213H231ZM239 210V211H238ZM241 210H243V211H241ZM260 210H263V211H260ZM110 211V212H109ZM113 211V212H112ZM116 213H115V212ZM218 211H219V213H218ZM244 211H247V212H249V213H245ZM256 211H258V212H256ZM259 211H260V213L261 214H259ZM109 212V213H108ZM239 212H241V213H239ZM243 212H244V214H243ZM108 213V214H107ZM225 213V212H224ZM236 213H237V215H236ZM64 214V213H63ZM75 214V215H74ZM218 214L220 215V216H218ZM246 214V215H245ZM257 214V215H256ZM260 216H259V215ZM77 215V217L75 218V219H73L74 217L73 216H76ZM81 216L82 215V218H83V216H84V218L86 219V218H88V219H83L84 221H87L86 223L84 222V221H82V218L81 219H79V217L78 216ZM89 214H87V216H88ZM99 215H100V217H99ZM113 217V218H111V216ZM236 215V216H235ZM64 216H66V215H64ZM235 216V217H234ZM248 216V217H247ZM249 216H251V217H249ZM253 216H255V217H253ZM96 219H94V218ZM234 217V218H233ZM259 217H261L260 219H259ZM104 218V219H103ZM106 218V219H105ZM204 220H203V219ZM221 218H222V216H221ZM257 218V219H256ZM236 219V221H234ZM252 219H254L255 221H253ZM259 219V220H258ZM108 220V221H107ZM201 220H203V221H201ZM225 220V219H224ZM231 220V221H230ZM248 220H249V222H248ZM257 220H258V222H259V224H257L258 222H257ZM72 221H70V222H72ZM90 223H89V222ZM100 221V222H99ZM113 221V222H112ZM202 222V224H201V222ZM247 221V222H246ZM75 222H72L73 224L75 223ZM97 222V223H96ZM105 222H107V223H105ZM116 222V223H115ZM207 222H208V224H207ZM223 222H225V223H227L228 224V222H229V224L227 225V224H225V223H223ZM233 222H235V223H233ZM252 222H253V224H254V222H256V227H255V225H253L252 224ZM88 224V225H87ZM103 224V225H102ZM109 224H111V225H109ZM113 224V225H112ZM201 224V225H200ZM207 224V225H206ZM249 224H250V226H249ZM87 225V226H86ZM96 225V226H95ZM107 225H108V227H107ZM199 225L203 228H201V227H199ZM212 225V226H211ZM251 225L253 226V227H251ZM81 226H82V228H81ZM105 226H106V228H105ZM204 226V227H203ZM206 226V227H205ZM208 226V227H207ZM71 227V228H72ZM97 227V228H96ZM110 227V228H109ZM143 227H145L144 229H143ZM200 229H199V228ZM210 227H214V228H212V230L213 231H211L210 229ZM0 228H2V227H0ZM86 228V229H85ZM94 228H96V229H94ZM206 228V229H205ZM208 228H209V230H208ZM253 228V229H252ZM77 229L79 230V231H77ZM94 230V232H93V230ZM111 229H113V230H111ZM115 229V230H114ZM202 229V230H201ZM2 230V229H1ZM72 229H70V231H71ZM80 230H82V231H84V230H86V231H88L86 234H87V236H86V234L84 233V232H86V231H84L83 233L85 234V236L86 237H88V235H90L91 234V236H89L88 237V239L85 237V238H80V237H83V233H82V231L80 232ZM92 230V231H91ZM96 230V231H95ZM97 230H98V232H97ZM147 230V231H146ZM217 231V234H216V231ZM73 231H72V233H69V234H73ZM101 231V232H100ZM110 233H109V232ZM114 231V232H113ZM215 231V232H214ZM2 232H6L4 229L1 231V234H3ZM98 234H97V233ZM143 232L145 233L144 235H143ZM146 232H147V234H146ZM210 232H211V234H210ZM89 233V234H88ZM100 233H101V235H100ZM106 233V234H105ZM112 233V234H111ZM214 233L216 234L215 236H214ZM0 234V235H1ZM97 234V235H96ZM77 235H75L74 234V236H77ZM104 235H106V237L104 236ZM107 235H108V237H107ZM149 235H151V236H149ZM211 235V236H210ZM3 236V235H2ZM73 236V237H74ZM94 236V237H93ZM113 236V237H112ZM151 237L150 238V241H149V237ZM213 236L215 237V239H213ZM217 236H220L219 238H217ZM1 237V236H0ZM111 237V238H110ZM258 237L259 238H261L262 239V244L260 243L261 242V239H258ZM76 238L77 239H87V240H91V242L90 241H88L89 243H93L92 244V246L95 244V250L93 249L92 250V246H87V245H91V244H89V243H87V242H85V244H86V246H85V244H81V246L79 245V247H80V250H79V247L77 246L78 244H77V241H76ZM104 238H106V240L104 239ZM144 238H148V239H144ZM212 238V239H211ZM222 238V239H221ZM143 240H145V241H143ZM147 240V241H146ZM213 240V241H212ZM219 240V241H218ZM260 240V241H259ZM74 241V242H73ZM104 241H106V242H104ZM148 241H149V243H148ZM221 241V242H220ZM1 242V241H0ZM76 242V243H75ZM110 242H111V244H110ZM114 242V243H113ZM145 242V243H144ZM183 242V243H182ZM216 242H219L218 244H223L222 246L221 245H217V243L215 244ZM99 245H98V244ZM179 243V244H178ZM184 244V245H182V244ZM106 244H108L107 246H109L108 247V249H107V246H106V249H105V245ZM110 244V245H109ZM145 244V245H144ZM147 244V245H146ZM149 244V245H148ZM227 244V245H226ZM85 246L84 247V249L86 248V247H88L89 249L87 250V248L85 249V250H87V251H91L92 250V253H94L93 251H95V253L96 254H94V255H98V256H96L97 258H101L100 257V255L102 254L103 255V257L101 258V260H98V259H96V257L95 256H93L92 255V253L91 252H86V251H84L83 249H81V248H83V246ZM102 245H103V247H102ZM111 245H113L112 247H111ZM142 245H143V247H142ZM216 245H217V247H216ZM0 246H1V243H0ZM98 246H100V248L98 247ZM218 246H221V247H219V249H218ZM240 246V247H239ZM78 247V248H77ZM111 247V248H110ZM181 247H182V249H181ZM184 247V248H183ZM223 247H225V249L223 248ZM111 250H110V249ZM143 248V249H142ZM148 248V249H147ZM181 250H180V249ZM188 249V251H187V249ZM193 250H192V249ZM216 248H217V250H216ZM221 248V249H220ZM236 248V249H235ZM101 249V250H100ZM103 249H105V250H103ZM183 249L185 250V251H183ZM196 249V250H195ZM238 249H240V250H238ZM72 250V251H71ZM73 250H74V252H73ZM78 250V252H81V254L80 255H78L77 253H76V251ZM83 250V251H82ZM97 250H98V252H97ZM108 250H110L109 251V256H108ZM147 250V251H146ZM197 250H198V252H197ZM101 251H103V252H101ZM189 251L191 252V254H189V256L187 255L188 253H189ZM195 251V252H194ZM217 251H219V254H221V255H218V253H216ZM85 253V255H83L84 253ZM106 252V253H105ZM182 252V253H181ZM188 252V253H187ZM198 254H197V253ZM225 252V253H224ZM227 252V253H226ZM78 255V256H76V254ZM83 253V254H82ZM87 253L88 254H90L91 253V255L90 256H93L94 258L93 259H96V260H98V261H96V260H93L92 259V257L91 258H89V261L88 260H86L83 256H87ZM98 253V254H97ZM100 253V254H99ZM111 253H112V255H111ZM147 253V254H146ZM180 253H181V255H180ZM196 253V254H195ZM240 253V254H239ZM199 254H201V255H199ZM234 254V255H233ZM185 255V256H184ZM186 255H187V257H186ZM193 255L195 256L194 258H192L193 257ZM225 255V256H224ZM233 255V256H232ZM238 255L240 256V257H238ZM244 255V256H243ZM89 256V257H90ZM104 256H108V257H105L104 258ZM113 258H112V257ZM143 256H144V258H143ZM182 256V257H181ZM199 256H201V258L199 257ZM216 256H217V258H216ZM218 256H220V257H218ZM226 256H227V258H226ZM228 256H229V258H228ZM232 256V257H231ZM243 256V257H242ZM81 258L82 257V260L80 261V259H76V258ZM88 257V256H87ZM178 257V258H177ZM185 257V258H184ZM199 257V258H198ZM203 257V258H202ZM223 257V258H222ZM234 257V258H233ZM12 258V257H11ZM76 259V261H75V259ZM84 258V259H83ZM108 258H109V260H108ZM111 258H112V260H111ZM184 258V259H183ZM191 258V259H190ZM215 258V259H214ZM225 258V259H224ZM231 258H232V260H231ZM245 258V259H244ZM73 259V260H72ZM103 259V260H102ZM143 259H144V261H143ZM178 261H177V260ZM188 259V260H187ZM195 260V261H193V260ZM218 259V260H217ZM229 259V260H228ZM91 260V261H90ZM179 260H180V262H179ZM217 260V261H216ZM223 261V263H222V261ZM226 260V262H224ZM70 261V262H69ZM106 261V262H105ZM107 261H109V262H107ZM183 261V262H182ZM186 261V262H185ZM189 261H192V262H189ZM220 261V262H219ZM105 262V263H104ZM185 262V263H184ZM197 262L195 263V264H197ZM231 262H229L230 264H231ZM235 262H233L234 264H236ZM59 263H61V261L59 262ZM88 263V264H89ZM229 263H227V264H229ZM232 263V264H233Z\"/></svg>",
	"mask_w": 264,
	"mask_h": 264
},
{
	"label": "bare ground",
	"instance_id": "obj_2",
	"mask_svg": "<svg viewBox=\"0 0 264 264\" xmlns=\"http://www.w3.org/2000/svg\"><path fill=\"white\" fill-rule=\"evenodd\" d=\"M76 1V0H75ZM89 1V0H88ZM87 1V2H88ZM91 1V0H90ZM151 1H153V0H151ZM160 1V4H162L161 5V7H163V8H165V9H163V11L164 10H166V7L165 6H167V4L169 3V5L167 6V7H172L171 5H173V6H175V3L173 2L174 0H172V4H171V1L170 0H167V2L168 1H170V2H166V0H159ZM161 1L163 2V3H161ZM181 1V0H180ZM195 0H193L192 2H194ZM199 1H202V0H199ZM204 1H206V0H204ZM203 1V2H204ZM212 1V0H211ZM222 2H221V4L219 3L220 1L218 0L217 2H216V0H214V1H212V4H209V6H211L210 8H211V10L212 11H214V12H216V10L219 12V14H218V12H216V16H214V12H212V14H211V12L209 13V11H211L210 9H207V11L205 12L204 11V13L205 14H203V11H202V13H201V11L200 10H198V9H201V8H198V6H196V5H193V6H196L195 8H192L193 10L194 9H197L198 10V12L197 13H199L198 14V16L201 14V16H203L202 18H200V21H201V19L203 20V23H206V24H203V23H201V25H200V23H199V25H200V27L198 28V29H200L201 27H203L204 25L205 26H208L207 25V23L208 24H212V25H216V29L218 30V32H217V30H215L213 27V31H216V32H212V33H209V32H211V30H209V27H211L210 25L208 26V28H206L205 26L203 27V28H206L207 29V31H203L202 29L203 28H201L200 30H199V32H201V30L204 32L203 33V35L204 34H207V32H208V34L207 35H205L206 36V39H204V40H207V37L210 35V37L212 38L213 36L215 37L216 35H217V37H215V39H216V41H213V38H212V42H211V46L215 43L216 45H214V46H217V47H213L212 46V48H214V50L212 51V52H215V53H217V55H218V53L220 52V54L218 55V56H220V57H218L217 55H215V56H217L216 58L218 59V58H220L221 59V61H222V59H223V62H224V64L225 65H228L227 67H230V71L228 72V68H227V74H231L232 73V71H233V74H231V75H234V73L236 72L237 73V71H234L235 69L234 68H236L237 70H239L240 68H242V70L243 71H248V72H250V70H252L251 72H256V71H259L258 73L259 74H257V72L256 73H254L256 76H261V77H263V79L262 80H264V45H262V39L264 38V34L262 33V31H261V29L263 28V26H264V7H263V9H261V4H262V2L261 3H259V0H221ZM81 2L82 1H80L79 0V2H77L78 4H81ZM85 2V1H84ZM84 2H83V4H84ZM166 2V3H165ZM177 2H178V0H177ZM186 2V1H185ZM185 2H183V4H181V2H180V5H183V7H184V5H185ZM189 2V1H188ZM191 2V1H190ZM191 2V3H192ZM197 2H198V0H197ZM196 2V3H197ZM208 2V1H207ZM223 2H225V3H223ZM70 3H72L71 2V0H0V227H2V228H0V234H1V231L4 229L6 232L4 233V232H2L3 234H1L0 236V243H1V246H0V264H66V262H62V261H65V260H67V259H69V257H68V255H69V248L70 249H72L71 247H73L74 245H72L71 243V241L75 238V237H79V236H81V235H77V234H80L79 232H77V233H75L76 232V230H75V232L73 231L74 230V228H77L78 226H77V224L76 223H78V222H80V220L79 221H77V222H75V218L77 217V215L76 216H73L74 218L73 219H75V220H73L72 221V218H71V220H70V217H71V215H73L72 214V212H76V213H79V214H84L85 215V217H90V216H94V217H96V219L98 220V219H100V218H97L98 217V215L97 216H95L97 213L95 212V210L96 209H98V208H101V207H99V206H101L100 205V203H98L99 202V200L103 197L104 199L106 198L105 196H107V195H109V194H105L104 192H113L111 189L113 188H111V186L109 187V188H111L110 189V191H108L107 189H105L104 191H103V189H102V191H103V194H102V192H101V186L98 188V186H97V184H99V183H97V181L98 180H102V176H103V179L104 178H106L107 177V179H110V181L113 179V176H114V179H117L116 178V175H114L115 173H113L112 174V172H114L113 170L110 172V170H111V167L109 168L108 166H110L108 163H107V161H105L106 163H107V166H106V163L105 162H103L104 160H105V158H102V155H105V153L103 152L102 154L100 153V151H103V150H100V149H103V148H99L98 147V149L99 150H97L96 149V144H97V146H98V143H99V141H101V139H104V140H102V144H105V143H103V142H106V140L108 141V142H110L109 140H113V139H109L108 140V137H111V135L110 134H112V133H110V127L112 126V124H110V127H108V125H109V123H107L108 122V120L109 119H111V118H113V120L116 118V112L115 111H112V110H110L111 109V107H109V105H108V103H107V107L109 108H107V110H108V112H110L111 114H112V117L111 118H109L108 120H107V118H108V114H107V118H105V120L103 121V123L105 122V121H107L106 123L108 124L107 125V127H108V130H110V131H108L107 129H105V128H107V127H103L106 131H108L109 133V135H107L106 137H105V130H104V132L103 133H105V134H102V135H104V138H101V137H103V136H98V135H96V133L98 132H96L94 129H98V127L96 126V125H98L97 124V120H101V118L103 119V117H102V115L106 112L105 111V109H106V105H105V103H104V101H107L108 99H107V97H106V99L107 100H104L105 98H103V97H105V90H103V86L105 85H103L102 83H101V81H100V79H103V78H100L99 79V81H100V84L101 85H103L101 88H102V90L103 91H105L104 92V94L105 95H102V91H101V89L99 90V86L100 85H97V82L95 83L94 81H93V79H92V77L95 75V74H93V76L91 75L93 72H92V67H93V64L91 65L89 62V64L92 66H88V68H87V66H85L84 64H81L80 63V61L81 60H79L80 58H76L75 57V54L73 53V49L71 48V47H73V46H71L70 47V44L68 43V31H69V28H68V25L71 23V22H69L68 23V17H69V9H70ZM145 3V2H144ZM148 4H149V2H147ZM154 3H156V0H155V2H153V8H152V10H154V8H156L155 9V11L157 10H159L158 9V7H157V5L156 6H154ZM201 3V2H200ZM200 3H198V4H200ZM205 3V2H204ZM209 3V2H208ZM211 3V2H210ZM216 3H219L217 6H218V8H217V6L215 5ZM223 3V4H222ZM77 4V6L79 7V5ZM171 4V5H170ZM187 4V3H186ZM197 4V5H198ZM203 4V3H202ZM213 4L215 5V6H213ZM72 5V4H71ZM87 5V4H86ZM94 5V4H93ZM98 5V4H97ZM145 5V4H144ZM150 6H151V4H149ZM177 5V4H176ZM179 5V4H178ZM191 5V4H190ZM222 5H225L226 7H225V11L223 10V7L221 8H219V6H222ZM262 5H264V1H263V4ZM76 6V5H75ZM149 6V7H150ZM159 6V5H158ZM188 6H189V4H188ZM187 6V7H188ZM192 6V5H191ZM190 6V7H191ZM192 6V7H193ZM200 6V5H199ZM204 6V5H203ZM202 6V10H203V8H208L207 6L205 7H203ZM148 7V8H149ZM183 7H180L181 9L183 8ZM217 8V9H215V8ZM76 8V7H75ZM81 8H83V5H82V7ZM95 8V7H94ZM145 9L147 8V5H146V7H144ZM174 8V7H173ZM178 8H179V6H178ZM178 8H176V6H175V8L173 9V10H175V14L174 15H176V11H177V13H178V11H179V9ZM57 9V10H56ZM79 9L80 8H78V11H79ZM86 9V8H85ZM99 9V8H98ZM150 9H151V7H150ZM162 9H160V11H162ZM168 9V8H167ZM172 9V8H171ZM180 9V10H181ZM183 9H187L186 8V6L183 8ZM190 10H191V8H189ZM189 9H187L188 10V13L184 10V12L187 14V15H185L184 13V15H183V17L186 19L187 18V16H188V14L190 15V13H193V14H196V11L194 10V12H189ZM81 10H83V9H81ZM94 10V9H93ZM169 10V9H168ZM220 10H222V11H220ZM70 11H71V9H70ZM96 11V10H95ZM148 11H150L149 9H148ZM200 11V12H199ZM223 11H224V13H223ZM79 12H81V11H79ZM84 12V11H83ZM94 12V11H93ZM153 12V11H152ZM164 12H167V11H164ZM162 13V15L163 14H166V13ZM169 12V11H168ZM171 12H173V11H171ZM180 12V11H179ZM181 12H183L182 10H181ZM179 13L180 14V16H181V18H179V16H177V15H179V14H177L176 15V19L175 20H177L178 18H179V20L181 21V19L182 20H184V18H182V13ZM208 12V13H207ZM221 12V13H220ZM71 13V12H70ZM96 13V12H95ZM206 13L207 14H211V15H213L212 16V18L213 17H217L216 19L215 18H213L214 19V21H213V19H211V16L209 17L208 15H206ZM82 13H80V15H81ZM154 14H156V15H158L159 14V11L158 12H156V13H154ZM153 14V15H154ZM168 14V13H167ZM167 14L165 15V16H167ZM193 14H191V16L193 15ZM203 14V15H202ZM221 14H224V16L223 15H221ZM73 15V14H72ZM98 15V14H97ZM159 15H161V12H160V14ZM220 17V18H222V19H220L218 16ZM74 16V15H73ZM72 16V17H73ZM84 16H86L85 14H84ZM169 16H171L172 17V15H169L168 14V18H169ZM190 16V17H191ZM194 16H196L197 18H198V16L197 15H194ZM194 16H192V17H194ZM208 16V17H207ZM97 17V16H96ZM100 17V16H99ZM154 17H156L157 18V16H154ZM154 17H153V19H154ZM161 17H164V15L163 16H160L159 18H161ZM191 17V18H192ZM195 17V19H197ZM207 17V20H209L208 18H210V20L211 21H213L214 23H216V24H214L213 22H211V21H207L205 18ZM77 18V17H76ZM94 18V17H93ZM158 18V19H159ZM168 18H163L164 20H165V22H166V20L168 19ZM188 18H189V16H188ZM219 18V19H218ZM71 18H69V20H70ZM74 19V18H73ZM149 19H151V18H149ZM157 19V20H158ZM162 19V18H161ZM160 19V20H161ZM162 19V20H163ZM172 18H170L169 20H171ZM174 19H173V21H174ZM194 19V18H193ZM192 19V20H193ZM81 20V19H80ZM80 20H77V21H80ZM156 20V19H155ZM163 20V21H164ZM188 20V19H187ZM190 20V19H189ZM199 20V19H198ZM206 20V22H204ZM215 20H217V21H215ZM218 20H219V22H218ZM148 21V20H147ZM178 21V20H177ZM186 21V20H185ZM191 21V20H190ZM194 21V20H193ZM196 21V20H195ZM256 21H258L259 23H257ZM74 22H75V20H74ZM74 22H72V23H74ZM81 22H82V20H81ZM80 22V23H81ZM85 22V21H84ZM98 22V21H97ZM145 22H146V20H145ZM150 22H152V21H150ZM157 22V21H156ZM159 22H162V21H159ZM168 22V21H167ZM166 22V23H167ZM184 22V21H183ZM199 22V21H198ZM197 22V23H198ZM202 22V21H201ZM209 22H211V23H209ZM219 24H218V23ZM263 22V23H262ZM79 23V24H80ZM95 23V22H94ZM149 23V22H148ZM174 23V22H173ZM178 24H179V21L177 22ZM188 23H189V21H188ZM197 23H194L193 22V24H197ZM168 24V23H167ZM178 24H176V26H177V28L179 27L178 26ZM180 24H182L181 22H180ZM184 24H187V22H185V23H183V25ZM218 24V25H217ZM257 24H261L260 26H262V27H258L257 26ZM72 25V24H71ZM83 25V24H82ZM94 25V24H93ZM95 25H98V24H95ZM147 25V24H146ZM150 25V24H149ZM169 25V24H168ZM173 25H175V23L174 24H171L170 26H173ZM198 25V26H199ZM255 25H256V27H255ZM180 26H182V25H180ZM76 27H77V24H76ZM81 28V26H78V28ZM84 27V26H83ZM96 27V26H95ZM97 27H99V26H97ZM96 27V28H97ZM147 27V26H146ZM168 27V26H167ZM196 27V26H195ZM195 27L193 28H189V29H195ZM219 27V28H218ZM72 28V27H71ZM70 28V29H71ZM149 28V27H148ZM169 28V31L171 32V30H170V27H168ZM261 28V29H260ZM74 29V28H73ZM76 29V28H75ZM189 29H187L188 31H190ZM211 29V28H210ZM84 30V29H83ZM176 30V29H175ZM195 30H197V29H195ZM209 30V31H208ZM264 30V29H263ZM52 31H56V33L58 34V37H56L55 35H53L55 38H52L51 37V34L53 33ZM79 31H80V29H79ZM167 32H168V29L166 30ZM187 31V32H188ZM50 32H52L51 34H50ZM74 32V31H73ZM75 32H77V30L75 31ZM83 32V31H82ZM81 32V33H82ZM94 32V31H93ZM147 32V31H146ZM167 32H165L166 34H167ZM168 33L169 35L170 34H172L173 33V31L171 32V33ZM176 32V31H175ZM194 32V31H193ZM196 32H198V31H196ZM259 32H261V33H259ZM264 32V31H263ZM97 33V32H96ZM99 33V32H98ZM184 33H186V31L184 32ZM189 33V32H188ZM202 33V32H201ZM78 34V33H77ZM80 34V33H79ZM167 34V36L169 37V35ZM174 34V33H173ZM197 34H199V33H197ZM212 34V35H211ZM213 34H215V35H213ZM259 36V34H260V36H259V38L258 39H256L258 36ZM74 35V34H73ZM72 35V36H73ZM87 35V34H86ZM95 35V34H94ZM97 35V34H96ZM99 35V34H98ZM263 35V36H262ZM71 35H70V37H72ZM253 36H257L256 38H254ZM75 37V36H74ZM92 37V36H91ZM90 37V38H91ZM171 37H173V35L171 36ZM191 37V36H190ZM198 37V36H197ZM261 37H263L262 39H261ZM80 38V36L78 37V39ZM83 38V37H82ZM85 38V37H84ZM87 38V37H86ZM112 38H114V37H112ZM174 38V37H173ZM199 38V37H198ZM211 38L209 39V41L211 40ZM252 38H254V39H252ZM94 39V38H93ZM190 39H192V38H189V40ZM195 39V38H194ZM193 39V40H194ZM200 39V38H199ZM199 39H197V40H199ZM203 39V38H202ZM214 39V40H215ZM218 39V40H217ZM255 39L257 40V41H255ZM259 39H260V44H259V47H258V41H259ZM77 40V39H76ZM84 40V39H83ZM96 40H98V39H96ZM108 40H109V38H108ZM171 40V39H170ZM169 40V41H170ZM189 40H188V42H189ZM193 40H191V41H193ZM264 40V39H263ZM71 41V40H70ZM74 41H75V39H74ZM78 41V40H77ZM99 41H101V40H99ZM118 41H120V40H118ZM168 41V42H169ZM79 42V41H78ZM78 42H77V45H78ZM84 42V41H83ZM107 42V41H106ZM168 42H166L167 44H168V46H172L171 44L169 45V43ZM171 42V41H170ZM186 42V41H185ZM187 42V43H188ZM195 42H197L196 40H195ZM205 43H206V41H204ZM217 42V43H216ZM256 42V43H255ZM258 42V43H257ZM75 43V42H74ZM90 43V42H89ZM95 43H97V42H95ZM120 43V42H119ZM172 43V42H171ZM187 43H185V44H187ZM189 43H191V42H189ZM193 43V42H192ZM200 43V42H199ZM204 43V44H205ZM208 43V42H207ZM210 43V42H209ZM72 44V43H71ZM81 44H82V42H81ZM85 44V43H84ZM84 44H83V46H84ZM88 44V43H87ZM203 44V43H202ZM93 45V44H92ZM108 45V44H107ZM188 45V44H187ZM190 45V44H189ZM193 45H194V43H193ZM206 45H208V44H206ZM206 45L205 46H202V47H205L206 48ZM210 45V44H209ZM94 46V45H93ZM95 46H96V44H95ZM185 46V45H184ZM197 47H198V42H197V45H196ZM76 47V46H75ZM79 47V46H78ZM169 47V48H170ZM189 48H190V46H188ZM194 47H195V45H194ZM193 47V48H194ZM209 47V46H208ZM218 47H219V49H218ZM84 48V47H83ZM95 48V47H94ZM102 48V47H101ZM168 48V49H169ZM186 48V47H185ZM211 48V47H210ZM210 48H206L207 50L209 49L210 50ZM216 48H217V50H216ZM77 49V48H76ZM91 49V48H90ZM108 49H109V47H108ZM114 49V48H113ZM112 49V50H113ZM165 49H167L166 47H165ZM192 49V48H191ZM195 49V48H194ZM200 49V48H199ZM204 49V48H203ZM171 50V49H170ZM185 51H186V49H184ZM190 50V49H189ZM202 50V49H201ZM200 50V51H201ZM206 50V51H207ZM216 50V51H215ZM220 50V51H219ZM83 51V50H82ZM97 51H100V50H96V53H97ZM103 51V50H102ZM167 52H168V54H169V52L170 51H168V50H166ZM172 51H175L174 50V47H173V50ZM172 51L170 52V53H172ZM191 51V50H190ZM194 51H196V54H197V51H199L198 49L196 50H194ZM204 51V50H203ZM218 51V52H217ZM78 52V51H77ZM80 52V51H79ZM92 52V51H91ZM188 52V51H187ZM192 52H193V50H192ZM208 52V51H207ZM83 53V52H82ZM103 53V52H102ZM191 53V52H190ZM189 52L187 53V55L188 54H190ZM200 53V52H199ZM211 53V52H210ZM210 53H208V54H210ZM78 54V53H77ZM85 54H86V52H85ZM89 54V53H88ZM88 54H86V55H88ZM91 54V53H90ZM99 54H101V53H98V55ZM106 54H109V53H107L106 52ZM194 54V53H193ZM193 54H192V56H193ZM201 54H203L202 52H201ZM212 54V53H211ZM214 54V53H213ZM93 55V54H92ZM97 55V56H98ZM191 55V54H190ZM97 56H96V58H97ZM100 56H102V55H100ZM194 56H196L197 57V55H194ZM214 56V57H215ZM85 57V56H84ZM99 57V56H98ZM107 57V56H106ZM185 57H186V55H185ZM189 57V56H188ZM201 57H203V55H201ZM207 58H209L208 56H206ZM213 57V56H212ZM82 58V57H81ZM92 58V57H91ZM95 58V57H94ZM93 58V59H94ZM95 58V59H96ZM101 58V57H100ZM108 58V57H107ZM115 58H117V57H115ZM114 58V59H115ZM194 58V57H193ZM204 58V57H203ZM202 58V59H203ZM78 59V60H77ZM93 59H91V60H93ZM94 59V60H95ZM190 59V58H189ZM189 59H187L188 61H189ZM192 59V58H191ZM195 59H197V58H195ZM198 59H199V57H198ZM88 60H90L89 59V57H87V59L85 58V62H87ZM104 60V59H103ZM113 60V59H112ZM180 60H182V58L180 59ZM187 60H185V61H187ZM201 60V59H200ZM214 60V59H213ZM219 60V59H218ZM79 61V62H78ZM110 61V60H109ZM184 61V60H183ZM184 61V63H186ZM187 61V62H188ZM198 61V60H197ZM217 61V60H216ZM216 61H215V63H216ZM84 61L82 60V63H83ZM98 62V61H97ZM115 62V61H114ZM113 62V63H114ZM191 62V61H190ZM189 62V63H190ZM202 62H204V61H202ZM205 62H206V59H205ZM208 62V61H207ZM211 62V61H210ZM92 63H94V62H92ZM101 63H103V62H101ZM100 63V64H101ZM182 63V62H181ZM189 63H186V66H188V64ZM196 63V62H195ZM199 63V62H198ZM218 63V62H217ZM98 64V63H97ZM107 64V63H106ZM106 64H104V65H106ZM204 64V63H203ZM212 64H214V63H212ZM113 65V64H112ZM208 65L210 66V64H207L206 66L208 67ZM215 66H217L216 64H214ZM96 66V65H95ZM182 66H185V64L184 65H181V67ZM190 66V65H189ZM193 66V65H192ZM212 66V65H211ZM222 66H223V64H222ZM98 67V66H97ZM101 67V66H100ZM106 68H107V66H105ZM109 67V66H108ZM177 67V66H176ZM191 67V66H190ZM204 67H205V65H204ZM204 67H202L203 69H204ZM218 67H219V65H218ZM221 67V66H220ZM243 67H244V69H246V70H244L243 69ZM115 68V67H114ZM188 67H186V69H187ZM193 69H194V67H192ZM201 68V69H202ZM212 68V67H211ZM217 68V67H216ZM222 69H224L223 67H221ZM220 68V69H221ZM231 68H233V69H231ZM239 68V69H238ZM42 69H44V70H46V73H44L43 72V70ZM73 69H80L79 71H78V73L81 71V73H84L85 72V74H86V80H84V82H87L86 84L89 86V87H87V89H84V91L83 92H81L82 90L80 89L81 88V80H83V79H85V74H81V73H79V74H81L80 76L83 78H81V77H79L78 78V76H77V80L79 79V82H81V83H79L78 81H75L76 83L73 85V88L71 89V81H72V79H71V81H70V78L68 79V77H69V74L71 73V70L73 71ZM98 69V68H97ZM110 69V68H109ZM180 69V68H179ZM185 69V70H186ZM189 69V68H188ZM198 69H199V67H198ZM200 69V70H201ZM207 69V68H206ZM217 69H219V68H217ZM220 69H219V71H220ZM249 69V70H248ZM42 70V71H41ZM82 70H84V71H82ZM96 70V69H95ZM183 70V69H182ZM195 70H197L196 68H195ZM195 70H192V71H194L195 72ZM199 70V71H200ZM242 70H241V73H242ZM254 70V71H253ZM74 71H77V70H74ZM73 71V72H74ZM102 71H103V66H102ZM189 71V70H188ZM198 71V70H197ZM204 71V70H203ZM202 71V72H203ZM223 71V70H222ZM226 71H224V73L226 72ZM240 71V70H239ZM238 71V72H239ZM20 72V75H22L19 79L21 80V78H23V82H22V87H21V89L20 88H18L17 87V89L14 87V88H10V86H15L14 84H12L13 82V79H15V76H19V73ZM72 72V73H73ZM104 72V71H103ZM111 72V71H110ZM116 72V71H115ZM128 72V71H127ZM183 72V71H182ZM186 72V71H185ZM184 72V73H185ZM218 72V71H217ZM216 72V73H217ZM99 73V72H98ZM101 73V72H100ZM105 74H108L107 72H104ZM189 73V72H188ZM196 73V72H195ZM209 73V72H208ZM215 73V72H214ZM240 73V72H239ZM239 73H237V76L236 75H234V77L232 76V78H234V79H232L231 78V75H230V77H229V75L226 77L228 80H229V78L230 79H232V80H235V81H233V83L234 82H236V79L237 78H239ZM244 73H246V72H244ZM243 73V74H244ZM104 74V75H105ZM110 74V73H109ZM112 74H114V73H112ZM129 74H130V72H129ZM176 74V73H175ZM179 74V73H178ZM178 74H176V75H174V77L175 76H177ZM192 74V73H191ZM202 74V73H201ZM212 74H213V72H212ZM211 74V75H212ZM221 74V73H220ZM223 74V73H222ZM241 75V76H243V78H239V80L241 79H243V80H245L244 79V75ZM253 74V73H252ZM97 75V74H96ZM128 75V74H127ZM185 75V74H184ZM204 75V74H203ZM208 75V74H207ZM215 75V74H214ZM218 75V74H217ZM254 75V76H255ZM18 76H17V78H18ZM74 76V73H73V75L71 74V78ZM99 76H101V75H99ZM98 76V77H99ZM102 76H103V74H102ZM107 76V75H106ZM110 76V75H109ZM178 76H182L181 75V73H180V75H178ZM189 76V75H188ZM206 76V75H205ZM204 76V77H205ZM209 76H210V74H209ZM208 76V77H209ZM219 76V75H218ZM217 76V77H218ZM247 76V75H246ZM250 76H251V73H250ZM250 76L248 75V77L250 78ZM259 76H258V78H259ZM75 77V76H74ZM73 77V78H74ZM108 77V76H107ZM115 77H116V75H115ZM130 77H132V76H130ZM183 78H184V76H182ZM213 77V76H212ZM237 77V78H236ZM251 77H253V76H251ZM260 77V78H261ZM109 78V77H108ZM107 78V79H108ZM112 78V77H111ZM117 78V77H116ZM127 78H128V76H127ZM186 78H187V76H186ZM188 78H190V77H188ZM200 78H203V77H201L200 76ZM209 78H211V76L209 77ZM208 78V79H209ZM225 78V77H224ZM248 78V79H249ZM254 78V77H253ZM260 78H259V80H260ZM75 79V80H76ZM81 79V80H80ZM110 79V78H109ZM113 79V78H112ZM131 79V78H130ZM175 80L177 79V78H174ZM174 79H173V82H174ZM204 79V78H203ZM208 79H207V81H208ZM213 79V78H212ZM211 79V81H213L214 82V80L215 79H217L216 77H214V79L212 80ZM221 79V77L218 79V80H220ZM222 79H223V76H222ZM221 79V80H222ZM248 79H246V80H248ZM256 79V78H255ZM254 79V80H255ZM18 80V79H17ZM118 80V79H117ZM126 80V79H125ZM178 80H179V78H178ZM178 80H176L177 82H179ZM189 80V79H188ZM202 80V79H201ZM206 80V79H205ZM242 80V81H243ZM245 80V81H246ZM257 80V79H256ZM256 80H255V83H256ZM262 80H260L261 82H262ZM15 81V80H14ZM71 83H70V82ZM98 81V80H97ZM116 81V80H115ZM114 80H113V82L114 83H117V81L115 82ZM129 80H127L126 82L127 83H129L128 82ZM132 81V80H131ZM176 81H175V85L177 84L176 83ZM190 81H191V79H190ZM190 81H188V82H190ZM206 81V83L208 84L209 82H211L210 81V79H209V82H207ZM225 81V80H224ZM108 81H106V82H104V83H107ZM112 82V81H111ZM180 82H182V81H180ZM213 82H211V83H213ZM223 82V81H222ZM220 83V82H218L217 84H215L216 83V81H215V83H213L214 85H219V86H221L222 88L220 89L221 91L224 89V90H226L227 89V87L228 88H230V89H227L226 91H220L221 93H222V95H220L221 96V99L223 98L222 96H224L225 97V99H222L221 100V102H223V100H224V102H226V103H228L229 101H228V98L231 96V95H233L232 97H230V98H232L233 99V97H235L234 99H235V101H231L232 103L234 102V103H236V97L238 98L239 96H240V94L241 95H243V97H244V100H243V97L241 96V98H239V101L240 100H242V101H238L239 102V105H237V104H234V105H236L237 107L238 106H240L241 105V102H243L242 103V106H240V107H238V108H236V109H233L232 107H231V110L233 111V110H237V112L239 111V114L237 115L236 114V111H235V114L237 115V117L238 116H240V118L241 119H239V120H243V124H245V125H241L240 123L238 124V126L240 127V128H238V126H236L237 128H238V130H241V126L242 127H244L243 128V131H245V132H243L242 130V132L245 134L246 132H248V131H246L247 129V126L249 127L248 129L249 130H252L253 131V133H255V134H259L260 135V133H261V131H264V114H260V110H263V111H261V113L262 112H264V106L262 107L261 106V104L262 105H264V100H261L259 97H261L260 95H256L255 94V96H253L252 94L253 93H251V92H253V91H249V89H248V87H247V84H244V85H242V89L244 88V89H247L246 91L243 89V92H240V91H242V89H241V87L239 88V89H241V90H237V91H239V92H237V91H235L237 88H234V87H237L236 85L234 86V84H232V83H229L230 81H227L226 80V84H229V85H227V87H226V84H223V83H225V82H223V83ZM232 82V81H231ZM244 82V81H243ZM264 82V81H263ZM74 83V82H73ZM126 83V84H127ZM186 83V82H185ZM203 83H204V81H203ZM211 83H209V84H211ZM238 83H240V82H238ZM242 83V82H241ZM240 83V84H241ZM250 83V82H249ZM251 83H252V81H251ZM260 83V82H259ZM12 84V85H11ZM20 84V83H19ZM80 84V85H79ZM112 84V83H111ZM130 84V83H129ZM172 84H174V83H172ZM179 84H181V83H179ZM190 84V83H189ZM200 84H202V83H200ZM207 84H206V86H207ZM222 84V85H221ZM231 84V85H230ZM240 84H238L239 86H241ZM261 84V83H260ZM7 85H10V86H7ZM17 85V84H16ZM83 85V84H82ZM86 85V86H87ZM119 85V84H118ZM174 85V86H175ZM188 85V84H187ZM186 85V86H187ZM204 85H205V83H204ZM234 87H233V86ZM250 85V84H249ZM252 85H253V83H252ZM250 86V87H254V85L253 86ZM256 85V84H255ZM262 85V84H261ZM19 86H21V85H19ZM107 86H108V84H107ZM115 86V85H114ZM123 86V85H122ZM121 86V88H124V87H122ZM129 86V85H128ZM202 86V85H201ZM230 86V87H229ZM238 86V87H239ZM244 86V87H243ZM258 86V85H257ZM260 86V85H259ZM92 88L93 89V93L92 92H90L91 94V98H89V96H88V94H89V92H88V88ZM110 87V86H109ZM113 87V86H112ZM126 87H127V85H126ZM176 87V86H175ZM177 87L179 88V86H178V84H177ZM180 87H182V86H180ZM185 87V86H184ZM246 87V88H245ZM256 87V86H255ZM263 86H261V88H262ZM5 88H10L11 89V93L9 94L10 96H11V98L10 97H7L6 95L7 94H5V96H6V98H9V99H11L12 100V102L10 103V104H8L9 103V101H11V100H9L8 102L6 101V99H4L5 97L3 96V94H4V89ZM96 90H95V89ZM105 88V87H104ZM108 88V87H107ZM115 88V87H114ZM117 88V87H116ZM130 88V87H129ZM128 88V89H129ZM190 88V87H189ZM231 88H233V90L235 91V93L234 94H232L233 92L231 91ZM80 89V90H79ZM83 89V88H82ZM111 88H109V90H110ZM126 89V88H125ZM250 89H252V88H250ZM8 90V89H7ZM91 89H89V91H90ZM106 90H108V89H106ZM108 90V91H109ZM188 90V89H187ZM187 90H185V91H187ZM254 90V89H253ZM257 90V89H256ZM260 90V89H259ZM10 91V90H9ZM72 91H73V96H71L72 95ZM113 91H114V89H113ZM119 91V90H118ZM128 91H130L131 92V90H128ZM172 91V90H171ZM174 91V90H173ZM177 91H178V89H177ZM182 91V90H181ZM180 90H179V92H181ZM258 91V90H257ZM5 92H7L6 90H5ZM97 92V93H96ZM100 92H101V95H100ZM110 92V91H109ZM119 92H121V90L119 91ZM119 92H114V93H117V94H120ZM122 92H124V91H122ZM122 92H121V95H122ZM126 92V91H125ZM129 92V94H130V96H132L131 95V93ZM178 92V93H179ZM239 93V95L237 96V93ZM260 92V91H259ZM258 92V93H259ZM9 93V92H8ZM107 93V92H106ZM113 92H111V94H109V95H112V94H114ZM171 93V95H172V92H170ZM175 93V92H174ZM188 93V92H187ZM187 93H184V95L186 94L187 95ZM189 93H190V91H189ZM243 93V94H242ZM255 93V92H254ZM71 94V95H70ZM128 94V92L126 93V95ZM148 94V93H147ZM261 94V93H260ZM264 93H262V95H263ZM108 95V98L110 97ZM176 96H177V92H176V94H175ZM183 95V94H182ZM103 96V97H102ZM107 96V95H106ZM124 96V95H123ZM122 96V97H123ZM148 96V95H147ZM227 96V97H226ZM256 96H259L258 98H259V101L257 100L256 101V99L254 100L253 99V97H256ZM71 97H73V98H71ZM113 98L115 97L114 95L112 96ZM119 97H120V95H119ZM175 97V96H174ZM131 98H133V97H131ZM229 98V99H230ZM257 98V97H256ZM257 98V99H258ZM261 98H264V97H261ZM73 99V102H74V104L76 105L75 107H74V105H72V100ZM115 99V98H114ZM122 99V98H121ZM233 99V100H234ZM249 99V100H248ZM250 99H252L253 101L252 102H255L254 104H256V106H257V109L259 108V115H263V117H261V116H257L258 118H260L261 117V121H263L262 122V124H263V127H262V124L260 123L261 121L260 120H258L259 122L257 123V125L258 124H261V127L260 128H258V129H261V131L260 130H258L257 129V127L258 126H260V125H256L255 123L256 122H254L253 120H252V117L250 116L251 114H249L250 113V110H249V112H248V109H247V107H249L248 105H246V104H249L250 103ZM111 100H113V99H111ZM119 100V99H118ZM117 99H116V101H118ZM131 100V99H130ZM247 100V101H246ZM115 101V100H114ZM119 101H121V100H119ZM124 101H126V99L124 98ZM124 101H121V102H124ZM108 102H109V100H108ZM128 102V101H127ZM126 102V103H127ZM223 102V103H224ZM230 102V103H231ZM237 102V103H238ZM251 102V103H252ZM114 103V102H113ZM246 103V104H245ZM259 103V104H258ZM111 105H112V102L110 103ZM116 104V103H115ZM120 104V103H119ZM127 104H131V102L130 103H127ZM233 104H231V105H228L229 106V108H227V109H230V106H233ZM253 104V103H252ZM79 105H82V107H84L85 108V105H87V107H88V109H90V111L92 112H94V113H92V115L93 114H95V112H96V117H95V115H93L92 117L96 120V121H90V120H92L90 117H89V115H91L90 113L91 112H89L88 110H85V111H88V113L89 114H87V112H86V114L88 115V120H87V115H86V118H85V120H87V122H85V121H83L82 119H84V118H82L81 116H84V115H82V114H80L79 113V111L77 110L78 108V106ZM84 105V106H83ZM121 105V104H120ZM162 105V104H161ZM260 105V106H259ZM113 106L115 107V105L113 104ZM116 106L118 107V105L116 104ZM130 106V105H129ZM128 106V107H129ZM236 106H234V107H236ZM247 106V107H246ZM255 106V107H256ZM86 107V108H87ZM113 107V108H114ZM121 107H124V106H120V108ZM146 107V106H145ZM162 107V106H161ZM221 107H222V105H221ZM252 107H254V106H251L250 107V109L252 108ZM254 107V108H255ZM131 108V107H130ZM143 108H144V106H143ZM219 108H220V106H219ZM218 108V109H219ZM224 108H225V106H224ZM223 108V109H224ZM117 109V108H116ZM115 108L113 109V110H116ZM123 109V108H122ZM121 109V110H122ZM226 109V110H227ZM256 109V108H255ZM257 109H256V111H257ZM81 110H83L82 108H81ZM110 110V111H109ZM118 110H119V107H118ZM117 110V111H118ZM125 110V109H124ZM131 111H132V109H130ZM105 111V112H104ZM127 111V110H126ZM129 111V110H128ZM217 111V110H216ZM215 111V112H216ZM222 111H224V110H222ZM228 111V110H227ZM225 112V114L228 116V114L229 113H231V112ZM252 111V110H251ZM254 109H253V113H254ZM97 112H99L100 114H102V115H99ZM102 112V113H101ZM108 112H106V113H108ZM124 112V111H123ZM219 112L221 113V110L219 109ZM219 112H218V114H219ZM105 113V114H106ZM224 113V112H223ZM258 113V112H257ZM111 114H110V116H111ZM120 114V113H119ZM124 114V113H123ZM128 114V113H127ZM129 114H132V113H129ZM128 114V115H129ZM216 114H217V112H216ZM222 114V113H221ZM231 114H233V116L232 115H230V116H232V117H230V116H228V117H230V118H228V119H231V121L236 117L235 115H234V113L232 112ZM127 115V116H128ZM223 115V114H222ZM222 115H221V117H222ZM226 115H225V117H226ZM254 115H256V112H255V114ZM253 115V116H254ZM99 116V117H98ZM100 116H101V118H100ZM103 116H105V115H103ZM109 116V117H110ZM121 116V115H120ZM119 116V117H120ZM131 116V115H130ZM235 116V117H234ZM182 117V116H181ZM220 117V118H221ZM96 118H98V119H96ZM129 118H131V117H129ZM129 118H127V119H129ZM184 118V117H183ZM216 118H218V117H216ZM216 118H214L215 120H214V122L212 121V120H210V121H212L213 122V124H214V126H213V124L212 125H210L212 122H208V124H207V126L209 127H207L208 128V130L207 129H205L204 127V129L208 132L209 131V129H210V126H213V128L214 127H224V126H227L228 127V120L226 121L225 119H224V117H222L224 120H225V122H227V124L225 123V125H224V120L222 119H216ZM239 118V117H238ZM238 118H235L236 119V121H237V123L238 122H240L239 120H237ZM121 119H122V117H121ZM124 119L125 118H123V121H124ZM126 119V120H127ZM137 119V118H136ZM135 119V120H136ZM182 119V118H181ZM180 119V120H181ZM213 119V118H212ZM235 119L233 120L234 121V123H236V121H235ZM254 119V118H253ZM120 120V119H119ZM119 120L117 121V119H115V122L117 123L118 122V124H119ZM126 120H125V122H126ZM131 120H133V119H131ZM159 120V119H158ZM179 120V121H180ZM183 120V122H184V120L185 119H182ZM181 120V121H182ZM257 120V119H256ZM112 121V119L111 120H109V122H111ZM128 121V120H127ZM139 121V120H138ZM188 122H185V123H189V120H187ZM230 121V120H229ZM230 121V123H233V122H231ZM89 122V123H88ZM124 122V123H125ZM129 122V121H128ZM128 122H126L125 124H126V126L128 125L127 123ZM131 122V121H130ZM135 122H137V120L135 121ZM182 122V123H183ZM222 122H223V124H222ZM96 125H95V124ZM229 123V124H230ZM237 123H236V125H237ZM242 123V122H241ZM99 124H101V122L99 123ZM117 124V125H118ZM133 124V123H132ZM190 124V123H189ZM189 124H187V125H189ZM192 124V125H191ZM191 124H190V128H192V126H194V124L191 122ZM197 124V123H196ZM96 126V128H95V126ZM101 125H103V124H101ZM100 125V127H102ZM114 125H115V123H114ZM199 125V124H198ZM210 125V126H209ZM233 125V127H230V128H228V130L230 129V130H232V128H234V130H235V128L236 127H234V125L235 124H231V125H229V126H232ZM241 125V126H240ZM247 125V126H246ZM99 126V125H98ZM119 126V125H118ZM123 126L124 127H126L124 124H123ZM122 126V127H123ZM132 126V125H131ZM134 126V125H133ZM182 126H185V125H182ZM182 126H180L179 125V127L181 128ZM188 127V128H189ZM200 125L198 126V128L197 129H200ZM218 128V132H220V130H221V132H222V129L221 128ZM227 127H224L225 128V130H227ZM102 128V129H103ZM113 128H116V129H119V127L117 128V127H113ZM129 127L127 126V128L126 129H128ZM185 128V127H184ZM183 128V129H184ZM189 128V129H190ZM194 128H196V126L194 127ZM202 128V129H203ZM212 128V129H213ZM223 128V129H224ZM111 129H112V127H111ZM125 129V128H124ZM197 129H195V131H197ZM211 129V130H212ZM220 129V130H219ZM99 130V129H98ZM122 130V129H121ZM186 130H187V128H186ZM186 130H184V131H186ZM192 130H194V129H192ZM205 130H203V132H205ZM210 130V131H211ZM225 130H223V131H225ZM230 130H229V132H230ZM114 131V130H113ZM191 131V130H190ZM194 131V132H195ZM209 131V132H210ZM236 131V130H235ZM241 131H239L240 133H242ZM252 131H250V133L252 134ZM258 131H260L259 133H257ZM126 132H128V131H126ZM187 132H189V131H187ZM191 132H193V131H191ZM190 132V133H191ZM198 132V131H197ZM209 132L207 133L208 135H209ZM220 132V133H221ZM227 132V131H226ZM114 133V132H113ZM115 133H120V132H116L115 131ZM114 133V134H115ZM186 133V132H185ZM190 133H189V135H190ZM199 133H201V132H199ZM206 133V132H205ZM212 133V132H211ZM215 133V132H214ZM223 134L225 133V132H222ZM221 133V134H222ZM233 133H235V132H233ZM232 133V134H233ZM236 133H237V131H236ZM235 133V134H236ZM240 133H239V135L237 136L238 138H240L239 136H243V135H240ZM99 134V133H98ZM122 134V133H121ZM126 134V133H125ZM203 134V133H202ZM222 134V135H223ZM231 134V133H230ZM232 134H231V136H232ZM247 134V133H246ZM249 134V133H248ZM255 134L253 135L254 136V138H255ZM264 134V133H263ZM263 134H261L259 137H260V139H261V136L263 135ZM96 135V136H95ZM118 135V134H117ZM127 135V134H126ZM185 134H184V132H183V137H185L184 136ZM186 135H187V133H186ZM192 135V134H191ZM196 135L197 136H199L197 133H196ZM215 135V134H214ZM220 136L219 135V137H225L224 135H226V133L223 135V136ZM256 135V138L258 137ZM115 136V135H114ZM113 136V137H114ZM122 136V135H121ZM206 136V135H205ZM204 136V137H205ZM210 136V135H209ZM215 136H217V134L215 135ZM227 136V135H226ZM248 136V135H247ZM252 135H250L249 137L250 138H247V139H249V140H251V138L253 137H251ZM97 137H99V138H101L100 140H98V138H97V141H95L96 140V138ZM125 137H127V136H125ZM196 137V136H195ZM203 137V136H202ZM201 137V139H203ZM230 137V136H229ZM229 137H226L227 138V141H229L230 139H229ZM233 137H235L236 138V136H232V141H234L235 140V138H233ZM244 137H246V135L244 136ZM243 137V138H244ZM259 137L256 139H254L253 138V140L251 141V142H253L254 140H258V142H260V139H259ZM264 137V136H263ZM262 137V139H263V141L262 142H264V138ZM95 138V139H94ZM105 138H107L106 140H105ZM116 138H119V135L118 136H116L115 137V139ZM196 138H198V137H196ZM207 138H209V137H207ZM215 138V137H214ZM213 138V139H214ZM222 138H220V139H222ZM225 138V139H226ZM242 138V139H243ZM120 139V138H119ZM118 139V141H120ZM126 139V138H125ZM124 139V140H125ZM190 139V138H189ZM199 139V138H198ZM201 139H199V140H201ZM212 139V140H213ZM220 139L218 140L217 139V137H216V140H218V141H220ZM241 139V140H242ZM117 140V139H116ZM124 140H123V143H124ZM190 140H192V139H190ZM194 140V139H193ZM210 140V139H209ZM211 140V141H212ZM237 140V139H236ZM235 140V141H236ZM240 140V139H239ZM197 141V140H196ZM231 141V140H230ZM244 141V140H243ZM242 141V142H243ZM255 141V144H253V146L255 147V145L257 144V142ZM95 142H98V143H96L95 144ZM107 142V143H108ZM201 142H202V140H201ZM204 142V141H203ZM209 142V141H208ZM214 142V141H213ZM221 142H226L225 140L224 141H220V143ZM237 142H238V140H237ZM236 142V143H237ZM241 142V141H240ZM245 142V141H244ZM250 142V141H249ZM248 142V143H249ZM122 143V142H121ZM121 143H118L119 145L121 144ZM199 143V142H198ZM197 143V144H198ZM219 143V142H218ZM220 143L218 144L219 146H220ZM228 143H230V142H228ZM233 143V142H232ZM235 143V144H236ZM248 143H246V144H248ZM254 143V142H253ZM95 144V145H94ZM102 144H100V147H101V145ZM117 144V143H116ZM116 144H114V145H116ZM118 144H117V146H118ZM200 144V143H199ZM203 144V143H202ZM206 144V143H205ZM204 144V145H205ZM208 144V143H207ZM210 144V143H209ZM240 145V143H237V149L236 150H238V146ZM244 144V143H243ZM246 144H244L243 146H245ZM252 144V143H251ZM250 144V147L252 146ZM122 145V144H121ZM201 145V144H200ZM214 145H215V143H214ZM221 145H222V143H221ZM226 146H224V147H227V144H225ZM229 145H231V144H229ZM234 145V144H233ZM232 145V146H233ZM91 146H95L94 147V149L95 150H97V152H98V155L99 156H97V157H99V158H97L94 154L96 153V152H93V150H91L92 148H90ZM106 146H108V145H103V147H105L106 148ZM109 146H111L110 144H109ZM127 146H128V144H127ZM127 146H125V147H127ZM219 146H218V149H219ZM223 146V145H222ZM236 146V145H235ZM233 147V149H235L236 147ZM241 146V145H240ZM243 146L241 147V148H243ZM248 146V145H247ZM252 146V147H253ZM257 146H259L258 144L256 145V147L255 148H259V149H261L260 148V146L259 147H257ZM112 147V146H111ZM111 147H108V149L109 148H111ZM123 147V146H122ZM206 147H207V145H206ZM210 147H212V146H210ZM213 147H215V146H213ZM221 147V146H220ZM230 148H231V146H229ZM251 147V149H253ZM261 147H263V145L261 146ZM104 148V149H105ZM117 148V147H116ZM115 148V149H116ZM128 148V147H127ZM193 148V147H192ZM195 148V147H194ZM193 148V149H194ZM216 148V147H215ZM245 148V150L247 149L246 147H244ZM249 148V147H248ZM264 148V147H263ZM113 149V148H112ZM119 149V148H118ZM122 149H124V148H122ZM122 149H121V151H122ZM161 149V148H160ZM201 149V148H200ZM202 149H203V147H202ZM209 149V148H208ZM214 149V148H213ZM223 149V148H222ZM232 149V150H233ZM250 149V148H249ZM258 149V150H259ZM92 151V155H91V152L90 151ZM117 150V149H116ZM204 151L206 150V149H203ZM231 150V149H230ZM229 150V151H230ZM232 150H231V152H232ZM240 150V149H239ZM262 150V149H261ZM107 151V150H106ZM109 151V150H108ZM111 151H113V150H111ZM208 151V150H207ZM214 151V153H213V156H214V154H216L215 152H217V150H213ZM222 151V150H221ZM242 151H244V150H241V155L243 154V152ZM254 151H255V149H254ZM260 151V150H259ZM259 151L257 152V154H260L259 153ZM90 152V153H89ZM110 152V151H109ZM114 152H116L117 153V151H114ZM119 152H120V150H119ZM118 152V153H119ZM161 152V151H160ZM219 152V151H218ZM226 153H227V151H225ZM225 152L223 153V154H225ZM233 152H234V150H233ZM246 153H247V150L245 151ZM244 152V156H245V153ZM251 152V151H250ZM111 153V152H110ZM128 153V152H127ZM201 153V152H200ZM204 153H206V152H204ZM209 153H211V149H210V152ZM229 153V152H228ZM235 153H237V152H235ZM238 153H240L239 151H238ZM236 154V155H239L238 157H240V154ZM253 153H256V152H253ZM261 153H263V152H261ZM129 154V153H128ZM221 154H222V152H221ZM223 154L221 155V156H223ZM231 154V153H230ZM257 154H256V156H257ZM112 155V154H111ZM121 154L119 153V156H120ZM126 155V154H125ZM228 155V154H227ZM233 155V154H232ZM241 156L240 158H242V160L244 159V158H247V157H244V156ZM248 155H250V156H253V155H251L250 153H248ZM264 154H262V157L264 158V156H263ZM100 156H101V158L102 159H104L102 162H101V158H100ZM106 156V155H105ZM117 156H118V154H117ZM128 156V155H127ZM205 156V155H204ZM211 156V155H210ZM216 156H218V155H216ZM226 156V155H225ZM224 156V157H225ZM235 156V155H234ZM104 157V156H103ZM112 157H114V156H112ZM111 157V160H113V158ZM116 157V156H115ZM121 157H124L123 156V152H122V155L119 157V158H121ZM203 157V156H202ZM212 157V156H211ZM220 156H218L217 158H216V160L218 161V164L220 163V160H222V162L224 161L223 159H221L220 158V160H218V158H219ZM224 157H222V158H224ZM233 157V156H232ZM237 157V156H236ZM244 157V158H243ZM261 156L260 155H258V159L260 158ZM107 158V157H106ZM128 158V157H127ZM126 157H125V161H126V159H127ZM205 158V157H204ZM207 158V157H206ZM214 158V157H213ZM227 158V157H226ZM235 158V157H234ZM239 158V160H241ZM250 159H251V157H249ZM249 158H247V159H249ZM252 158H254V156L252 157ZM257 157H255V159H256ZM262 158V161H260V162H262V164H264L263 163V159ZM108 159V158H107ZM109 159H110V157H109ZM210 159V158H209ZM209 159H207L208 160V162L210 161L211 162V160H209ZM229 159H232V158H230V155H229ZM226 160V161H230V160ZM249 159V160H250ZM111 160H108V161H110L111 162ZM116 159L114 158V160L113 161H115ZM120 160V159H119ZM118 160V161H119ZM214 160V159H213ZM215 160V161H216ZM232 160H234V161H238V160H235V159H232ZM241 160V161H242ZM244 160H246V159H244ZM243 160V161H244ZM249 160H246V161H249ZM257 160V159H256ZM255 160V161H256ZM260 160H261V158H260ZM117 161V162H118ZM225 161V162H226ZM242 161V162H243ZM251 161V160H250ZM116 162V161H115ZM120 162V161H119ZM121 162H122V160H121ZM204 162V161H203ZM222 162H221V164H222ZM231 162V161H230ZM229 162V163H230ZM239 162V161H238ZM252 163H253V161H251ZM250 162V163H251ZM259 162V161H258ZM206 163H207V161H206ZM213 163H214V161H213ZM233 163V162H232ZM232 163H230V164H225V165H230L231 166V164ZM249 163V162H248ZM251 163V164H252ZM120 164V163H119ZM127 163H125V165H126ZM210 164V163H209ZM212 164V163H211ZM218 164H216V163H214V165H216L215 167H217V165ZM224 164V163H223ZM235 164V163H234ZM241 165H242V163H240ZM240 164H238V167H236L237 169H239L240 167L241 168H243ZM250 164V165H251ZM261 164V165H262ZM115 165H116V163H115ZM213 165V166H214ZM224 165V166H225ZM233 165V164H232ZM246 165V164H245ZM244 165V166H245ZM248 165V164H247ZM257 165V164H256ZM128 166V165H127ZM207 166V165H206ZM223 166V167H224ZM234 166V165H233ZM240 166V167H239ZM252 166H254V165H252ZM252 166H247L246 168H247V171H248V168L249 167H251L252 168ZM260 166V165H259ZM108 167V168H107ZM255 167V166H254ZM253 167V168H254ZM262 167H264V165L263 166H261V168H259V169H261L262 170ZM118 168H119V165H118ZM123 168H125L124 167V165H123ZM128 168V167H127ZM224 168H228V169H230L229 167H224ZM223 168V169H224ZM233 167H231V169H232ZM235 168V167H234ZM241 168H240V174L241 173H244L245 172V174H246V172L247 171H245V170H243L244 172H241L242 170H241ZM245 168V169H246ZM250 168V169H251ZM113 169H116V167L115 168H113ZM221 169V168H220ZM219 169V170H220ZM250 169H249V171H250ZM255 170L257 169V168H254ZM258 169V170H259ZM126 170V169H125ZM210 170V169H209ZM219 170H217V172L219 171ZM227 170V169H226ZM255 170H254V172H255ZM264 170V169H263ZM117 171H119V170H116V172ZM121 171V170H120ZM127 171V173H129L128 172V170H126ZM213 171V170H212ZM221 171H222V169H221ZM228 171H230V170H228ZM228 171H226L227 173H225V175L227 174V175H229V174H232V173H229ZM251 171H253V169L251 170ZM250 171V173H252ZM214 172V171H213ZM224 172L225 171H222V174H224ZM233 172V171H232ZM235 172V171H234ZM237 172V171H236ZM253 172V173H254ZM259 172V171H258ZM263 172V171H262ZM104 173V174H103ZM120 173V172H119ZM221 173V172H220ZM260 173V172H259ZM103 174V175H102ZM106 174V175H105ZM118 174V173H117ZM121 174V173H120ZM214 174V173H213ZM245 174H242V175H245ZM247 174H249V173H247ZM258 174V173H257ZM102 175V176H101ZM104 175L106 176V177H104ZM127 175H129V174H127ZM215 175H216V173H215ZM214 175V176H215ZM233 175V174H232ZM238 175L239 174H237L236 176L238 177ZM241 175V176H242ZM250 175V174H249ZM248 175V176H249ZM260 175H261V173H260ZM121 177H123V175H120ZM130 176V175H129ZM214 176H213V178H214ZM221 177H224V175L222 176V175H220ZM220 176L218 175V177L220 178ZM234 176H235V174H234ZM234 176H233V178H234ZM247 175H245L244 176V178L242 179L243 180V182H244V180H245V182H247L248 180H249V182H250V176H249V178L248 179H245V177H246ZM251 176H253L252 178H254V180H258V179H260L259 177H255V176H257V175H255V173H254V175L252 174ZM259 176V175H258ZM118 177H119V175H118ZM127 177V176H126ZM125 177V179H126V182H128L127 181V178ZM209 177V176H208ZM207 177V178H208ZM231 178H232V176H230ZM243 177V176H242ZM130 177H128V179H129ZM206 178V179H207ZM217 178V177H216ZM226 178V177H225ZM231 178L229 179V180H231ZM240 178V177H239ZM247 178V177H246ZM251 178V179H252ZM255 178H257V179H255ZM106 179V180H107ZM120 180L122 179V178H119ZM189 179H190V177H189ZM206 179H204L205 181H208V180H206ZM218 179V178H217ZM221 179H223V178H221ZM235 179H237V178H235ZM234 179V180H235ZM263 179V178H262ZM211 180V179H210ZM229 180L228 181H225V179H224V181L225 182H228L229 183ZM238 180V179H237ZM240 180H241V178H240ZM261 180V179H260ZM259 180V181H260ZM107 181H109V180H107ZM118 181V179L115 181L114 180V182H117ZM122 181V180H121ZM120 181V182H121ZM125 181V180H124ZM123 181V182H124ZM131 181V180H130ZM129 181V182H130ZM205 181H203V182H205ZM212 181H213V179H212ZM211 181V182H212ZM215 181V180H214ZM219 181V180H218ZM252 181V180H251ZM257 182V183H259L260 185H261V183L260 182ZM262 181V180H261ZM102 182V181H101ZM119 182V181H118ZM117 182V183H118ZM122 182V183H123ZM220 182H222V180L220 181ZM219 182V183H220ZM232 182V181H231ZM230 182V183H231ZM236 182V181H235ZM235 182H233L234 184H235ZM241 183H243L242 181H240ZM239 181H238V184L240 183ZM244 182V183H245ZM248 182V183H249ZM112 184H113V181L111 182ZM116 183V184H117ZM122 183H119V184H122ZM206 183V182H205ZM208 183V182H207ZM217 184H218V182H216ZM215 183V184H216ZM227 183V186L229 185ZM240 183V184H241ZM254 183H256V182H254ZM253 181H252V184H250L249 185V187H250V189H251V187L253 188ZM257 183L256 184H254V186L256 187L257 186ZM101 184V183H100ZM109 184V183H108ZM129 183H126V185H128ZM204 183H202V185H203ZM214 184V183H213ZM213 184L211 185L212 187H213ZM226 183H224L223 185H224V187L226 186L225 185ZM237 184V185H238ZM101 185H103L104 186V184L102 183ZM130 185V184H129ZM218 185H220V184H218ZM244 184H241L240 185V188H241V186H243ZM246 185H248V184H246ZM246 185H244V187H243V189L246 187ZM102 186V187H103ZM113 186V185H112ZM118 186H122V185H118ZM205 186H206V184H205ZM209 186V185H208ZM226 186V187H227ZM230 186V185H229ZM229 186L227 187L228 188V190H230V188L232 187H234V186H230V188H229ZM261 186H263V185H261ZM116 187V186H115ZM123 187V186H122ZM122 187L121 188H119V189H122ZM220 187V186H219ZM225 187V188H226ZM238 187V186H237ZM236 186H235V188H237ZM117 188V187H116ZM124 188H125V185H124ZM129 188V187H128ZM258 188H259V185H258ZM262 188V187H261ZM254 189L255 191V193L257 192L256 190H259L256 194H258V193H260V190H263V188L262 189ZM100 190L99 191V193L100 194H102V196L100 195V194H98V196L99 197H101V198H99L97 201L98 202H96V203H98L97 204V208H96V206H94V205H96V204H92L96 209H92V207L90 206V204H91V200H93L94 198H96V194H97V190ZM114 189V188H113ZM203 188L201 187V190H202ZM204 189H206L205 187H204ZM209 189V188H208ZM208 189H206V190H208ZM212 188H210V190H211ZM215 190V193H216V188H214ZM234 189V188H233ZM239 189V188H238ZM249 189V188H248ZM117 190V189H116ZM124 190V189H123ZM125 190H126V188H125ZM129 190V189H128ZM127 190V191H128ZM244 190H247V189H244ZM243 190V195H245V191ZM253 190V189H252ZM252 190H251V192H252ZM219 191V190H218ZM217 191V192H218ZM236 191V190H235ZM240 191H242V189H240L239 190V192ZM264 191V190H263ZM124 192V191H123ZM202 192V191H201ZM209 192V191H208ZM222 192H225L224 191V188H222ZM232 192H234V191H232ZM231 191H229V192H227V193H232ZM238 192V193H239ZM248 192V191H247ZM114 193H116V191H114L113 192V195H114ZM236 193V192H235ZM238 193H237V195H238ZM242 193V192H241ZM241 193H239V195H242ZM249 193H250V191H249ZM248 193V194H249ZM105 194V195H104ZM122 194H127L126 192L125 193H122ZM202 194H203V192H202ZM219 194H221V192L219 193ZM219 194L217 195V196H219ZM224 194V193H223ZM222 194V195H223ZM234 194V193H233ZM248 194H247V197L246 196H243V198L244 197H246V198H248ZM251 194H253V193H251ZM251 194H249V195H251ZM256 194H255V196H256ZM262 194V193H261ZM111 195V194H110ZM204 195V194H203ZM212 195V194H211ZM221 195V196H222ZM225 195V194H224ZM223 195V196H224ZM232 195V194H231ZM237 195H235V196H237ZM263 196H264V194H262ZM97 196V197H98ZM226 196V195H225ZM228 197L230 196V195H227ZM234 196V197H235ZM258 196V195H257ZM262 196V198H264ZM109 197V196H108ZM107 197V198H108ZM119 197H120V195H119ZM227 197V198H228ZM251 197H253V196H251ZM259 197H261V196H259ZM216 198V197H215ZM220 198H222L223 199V197H220ZM231 198H233L232 196H231ZM241 198V197H240ZM250 198V197H249ZM254 198V197H253ZM58 199V202L59 201H62V203H58V202H56V200ZM111 199V198H110ZM114 199V198H113ZM219 199V198H218ZM221 199V200H222ZM252 199V198H251ZM106 200V199H105ZM215 200H217V199H215ZM225 200H231V199H226V198H224V201ZM234 200V199H233ZM240 201V199H238L237 198V201ZM249 200V199H248ZM248 200H246V201H248ZM254 200V199H253ZM252 200V201H253ZM258 200H260L259 198H258ZM258 200H256V201H258ZM93 201H95V200H93ZM115 201V200H114ZM219 201V200H218ZM223 200L221 201V203L222 202H224ZM237 201H235V202H237ZM239 201H238V203H239ZM245 201V202H246ZM111 202V201H110ZM117 202V201H116ZM234 202V203H235ZM250 202V201H249ZM259 202H261V201H259ZM262 202L264 203V199H262ZM261 202V203H262ZM106 203V202H105ZM196 203V202H195ZM225 203V202H224ZM223 203V204H224ZM229 203H231V201L229 202ZM228 203V201H227V204H229ZM233 202L231 203V204H234ZM241 203H242V201H241ZM246 203H248V202H246ZM252 203V202H251ZM251 203H249V205H251ZM255 203V202H254ZM258 203V202H257ZM260 203V204H261ZM109 205H112L113 204V201L111 202V203H108ZM197 204V203H196ZM220 204V203H219ZM256 204V203H255ZM259 204V203H258ZM116 205V204H115ZM203 205V204H202ZM201 205V206H202ZM214 205V204H213ZM217 205H218V202H217ZM226 205V204H225ZM237 205H240V204H237ZM244 205V204H243ZM242 205V206H243ZM104 206V205H103ZM107 206V205H106ZM212 206V205H211ZM210 206V207H211ZM221 205H219V207H220ZM230 205H227V207H228V211H229V207ZM233 206V205H232ZM244 206H247V204L246 205H244ZM255 206H257V205H255ZM262 207L264 206V204L263 205H261ZM261 206H260V208H261ZM105 207V206H104ZM109 207V206H108ZM111 207V206H110ZM113 207V206H112ZM111 207V208H112ZM214 207V206H213ZM215 207H217V206H215ZM214 207V208H215ZM238 207V206H237ZM240 207V206H239ZM239 207H238V209H239ZM250 207H252V206H250ZM254 207V206H253ZM252 207V208H253ZM116 208V207H115ZM200 208H202V207H200ZM233 208V207H232ZM236 208V207H235ZM243 208V207H242ZM249 208V207H248ZM247 208V209H248ZM257 208V207H256ZM255 208V209H256ZM259 208V207H258ZM264 208V207H263ZM262 208V209H263ZM102 209H103V207H102ZM110 209V208H109ZM221 209H223V207L221 208ZM246 209V208H245ZM246 209V210H247ZM250 209V208H249ZM248 209V210H249ZM100 210V211H99ZM106 210H107V208H106ZM113 210H115V209H113ZM202 210V209H201ZM214 210H216V208L214 209ZM217 210H218V208H217ZM247 210V211H248ZM257 210V209H256ZM264 210V209H263ZM263 210H260V211H263ZM98 211H99V213L102 211L101 209H98ZM213 211V210H212ZM220 211V210H219ZM219 211H218V213H219ZM232 211L233 210H231V213H232ZM239 211V210H238ZM241 211H243V210H241ZM247 211H244L245 213L247 212ZM250 212H251V210H249ZM260 211H259V214H261L260 213ZM104 214H105V211H102ZM110 212V211H109ZM108 212V213H109ZM113 212V211H112ZM115 212V211H114ZM225 212V213H224ZM227 211H221L220 213H222V218H221V216L218 214V216H220L219 218L220 219H223V221H227L226 219L229 217V215L230 214H227L226 213ZM234 212V211H233ZM236 212V211H235ZM234 212V213H235ZM244 212H243V214H244ZM253 212V211H252ZM251 212V213H252ZM256 212H258V211H256ZM264 212V211H263ZM64 213V214H63ZM93 213H96V214H94V215H92ZM107 213V214H108ZM116 213V212H115ZM229 213H230V211H229ZM239 213H241V212H239ZM247 213H249V212H247ZM246 213V214H247ZM254 213V212H253ZM252 213V214H253ZM87 214H89L88 216H87ZM242 214V213H241ZM245 214V215H246ZM255 214V213H254ZM253 214V215H254ZM258 214V215H259ZM64 215H66V216H64ZM75 215V214H74ZM82 215L80 216H78L79 217V219H81L82 218ZM236 215H237V213H236ZM235 215V216H236ZM248 215V214H247ZM257 215V214H256ZM111 216V215H110ZM232 216H233V213H232ZM234 216V217H235ZM260 216V215H259ZM93 217V218H94ZM99 217H100V215H99ZM230 217H231V215H230ZM229 217V218H230ZM233 217V218H234ZM248 217V216H247ZM249 217H251V216H249ZM253 217H255V216H253ZM88 218H86V219H88ZM92 218V217H91ZM91 218H89V219H91ZM111 218H113L112 216H111ZM261 217H259V219H260ZM83 219H85L84 218V216H83V218H82V221H84ZM85 219V220H86ZM88 219V220H89ZM95 219V218H94ZM95 219V220H96ZM104 219V218H103ZM106 219V218H105ZM203 219V218H202ZM225 219V220H224ZM230 219H232V217L230 218ZM257 219V218H256ZM258 219V220H259ZM101 220V219H100ZM204 220V219H203ZM203 220H201V221H203ZM253 221H255L254 219H252ZM258 220H257V222H258ZM70 221H72V222H75L74 224L72 223V222H70ZM108 221V220H107ZM200 221V222H201ZM231 221V220H230ZM234 221H236V219L234 220ZM264 221V219L262 220V221H260V224L262 223ZM85 223L87 222V221H84ZM89 222V221H88ZM100 222V221H99ZM113 222V221H112ZM237 222V221H236ZM247 222V221H246ZM248 222H249V220H248ZM69 223L71 224V225H75L76 224V226L77 227H72V226H70L69 225ZM90 223V222H89ZM97 223V222H96ZM105 223H107V222H105ZM116 223V222H115ZM223 223H225V222H223ZM233 223H235V222H233ZM250 223V222H249ZM78 224H80V223H78ZM201 224H202V222H201ZM200 224V225H201ZM207 224H208V222H207ZM206 224V225H207ZM225 224H227V223H225ZM228 224H229V222H228ZM227 224V225H228ZM252 224H253V222H252ZM257 224H259V222L257 223ZM256 222H254V224L253 225H255V227H256ZM88 225V224H87ZM86 225V226H87ZM103 225V224H102ZM109 225H111V224H109ZM113 225V224H112ZM199 225V227H201ZM96 226V225H95ZM212 226V225H211ZM249 226H250V224H249ZM72 227V228H71ZM107 227H108V225H107ZM198 227V228H199ZM204 227V226H203ZM206 227V226H205ZM208 227V226H207ZM251 227H253L252 225H251ZM80 228V226L78 227V229ZM81 228H82V226H81ZM97 228V227H96ZM96 228H94V229H96ZM105 228H106V226H105ZM110 228V227H109ZM145 227H143V229H144ZM202 228V227H201ZM211 229V231H213L212 230V228H214V227H210ZM2 229V230H1ZM70 229H72L71 231H70ZM77 229V231H79ZM86 229V228H85ZM146 229V228H145ZM144 229V230H145ZM200 229V228H199ZM203 229V228H202ZM201 229V230H202ZM206 229V228H205ZM253 229V228H252ZM93 230V229H92ZM91 230V231H92ZM111 230H113V229H111ZM115 230V229H114ZM208 230H209V228H208ZM209 230V231H210ZM72 231H73V234H69V233H72ZM82 230H80V232H81ZM84 231H86V230H84ZM84 231H82V233L84 232ZM96 231V230H95ZM147 231V230H146ZM216 231V230H215ZM214 231V232H215ZM88 231H86V232H84L85 234L87 233ZM93 232H94V230H93ZM97 232H98V230H97ZM96 232V233H97ZM101 232V231H100ZM109 232V231H108ZM114 232V231H113ZM83 233V237H80V238H85L86 236H87V234H86V236H85V234ZM110 233V232H109ZM74 234L75 235H77V236H74ZM89 234V233H88ZM98 234V233H97ZM96 234V235H97ZM106 234V233H105ZM112 234V233H111ZM145 233L143 232V235H144ZM146 234H147V232H146ZM210 234H211V232H210ZM216 234H217V231H216ZM215 233H214V236L216 235ZM3 235V236H2ZM71 235H73L71 238H73L72 240L70 239V237L69 236H71ZM100 235H101V233H100ZM218 235V234H217ZM89 236H91V234L90 235H88V237ZM105 237H106V235H104ZM149 236H151V235H149ZM148 236V237H149ZM211 236V235H210ZM213 236V239H215V237ZM88 237H86L87 239H88ZM94 237V236H93ZM107 237H108V235H107ZM113 237V236H112ZM220 236H217V238H219ZM111 238V237H110ZM150 238L151 237H149V241H150ZM87 239H77L76 238V241H77V246L79 247V245L81 246V244H85V242H87V243H89L88 241H90L91 242V240L89 239V240H87ZM105 240H106V238H104ZM144 239H148V238H144ZM212 239V238H211ZM222 239V238H221ZM258 239H261V238H259L258 237ZM143 241H145V240H143ZM147 241V240H146ZM149 241H148V243H149ZM213 241V240H212ZM219 241V240H218ZM260 241V240H259ZM264 241V240H263ZM262 239H261V244H262ZM74 242V241H73ZM104 242H106V241H104ZM221 242V241H220ZM76 243V242H75ZM94 243V242H93ZM93 243H89V244H91V245H87V246H92V244ZM107 243V242H106ZM114 243V242H113ZM145 243V242H144ZM183 243V242H182ZM181 243V244H182ZM215 243V242H214ZM217 243V245H223L222 243L221 244H218L219 242H216ZM215 243V244H216ZM96 244V243H95ZM95 244L91 247L92 248V250L94 249L95 250ZM98 244V243H97ZM110 244H111V242H110ZM109 244V245H110ZM179 244V243H178ZM185 244V243H184ZM184 244H182V245H184ZM70 245H71V247H70ZM99 245V244H98ZM105 245V244H104ZM108 244H106L105 245V249H106V246H107ZM145 245V244H144ZM147 245V244H146ZM149 245V244H148ZM217 245H216V247H217ZM227 245V244H226ZM264 245V244H263ZM83 246V245H82ZM85 246H86V244H85ZM85 246H83V248H81V249H83L84 251H86V252H91L92 253V250L91 251H87L89 248L88 247H86L87 248V250H85L84 249V247ZM113 245H111V247H112ZM221 246H218V249H219V247H221ZM75 248H76V246H74ZM73 247V249H75ZM77 247V248H78ZM99 248H100V246H98ZM102 247H103V245H102ZM108 247L109 246H107V249H108ZM110 247V248H111ZM142 247H143V245H142ZM240 247V246H239ZM109 248V249H110ZM184 248V247H183ZM224 249H225V247H223ZM263 248H264V246H263ZM105 249H103V250H105ZM106 249V250H107ZM143 249V248H142ZM148 249V248H147ZM180 249V248H179ZM181 249H182V247H181ZM180 249V250H181ZM187 249V248H186ZM185 249V250H186ZM189 249V248H188ZM188 249H187V251H188ZM192 249V248H191ZM221 249V248H220ZM236 249V248H235ZM79 250H80V247H79ZM82 250V251H83ZM90 250V249H89ZM101 250V249H100ZM111 250V249H110ZM110 250H108L107 252V254H108V256H109V251ZM184 249H183V251H185ZM193 250V249H192ZM196 250V249H195ZM216 250H217V248H216ZM226 250V249H225ZM238 250H240V249H238ZM72 251V250H71ZM76 251V250H75ZM96 251V250H95ZM95 251H93L94 253H92V255L93 256H98V255H94V254H96L95 253ZM147 251V250H146ZM73 252H74V250H73ZM78 252V250L76 251V253ZM97 252H98V250H97ZM101 252H103V251H101ZM195 252V251H194ZM197 252H198V250H197ZM196 252V253H197ZM75 253V254H76ZM81 254V252H78L77 254L78 255H80ZM84 253V252H83ZM82 253V254H83ZM91 253L90 254H88L87 253V256H83L86 260H88L89 261V258H91L92 257V259L94 258L93 256H90L91 255ZM106 253V252H105ZM182 253V252H181ZM181 253H180V255H181ZM188 253V252H187ZM195 253V254H196ZM216 253H218V255H221V254H219V251H217ZM225 253V252H224ZM227 253V252H226ZM76 254V256H78ZM98 254V253H97ZM100 254V253H99ZM147 254V253H146ZM189 254H191V252L189 251V253L187 254L188 256H189ZM198 254V253H197ZM240 254V253H239ZM72 255H73V257H74V254H71V258H72ZM83 255H85V253L83 254ZM111 255H112V253H111ZM187 255H186V257H187ZM199 255H201V254H199ZM234 255V254H233ZM232 255V256H233ZM90 256V257H89ZM108 256H104V258L105 257H108ZM185 256V255H184ZM196 256V255H195ZM194 255H193V257L192 258H194L195 257ZM225 256V255H224ZM231 256V257H232ZM241 256V255H240ZM239 255H238V257H240ZM244 256V255H243ZM242 256V257H243ZM12 257V258H11ZM100 257L102 258L103 257V255L101 254L100 255ZM112 257V256H111ZM182 257V256H181ZM200 258H201V256H199ZM198 257V258H199ZM218 257H220V256H218ZM234 257H235V260L236 259H238V260H240L241 258H236L237 256H236V254L234 255ZM233 257V258H234ZM70 258V259H71ZM76 258V257H75ZM74 258V259H75ZM83 258V259H84ZM101 258H97L96 257V259H98V260H101ZM113 258V257H112ZM112 258H111V260H112ZM143 258H144V256H143ZM178 258V257H177ZM185 258V257H184ZM183 258V259H184ZM203 258V257H202ZM216 258H217V256H216ZM223 258V257H222ZM226 258H227V256H226ZM228 258H229V256H228ZM69 259V260H70ZM77 260L78 259H80V261L82 260V257L81 258H76ZM76 259H75V261H76ZM96 259H93V260H96ZM106 259V258H105ZM191 259V258H190ZM195 259V258H194ZM215 259V258H214ZM225 259V258H224ZM245 259V258H244ZM73 260V259H72ZM98 260H96V261H98ZM103 260V259H102ZM108 260H109V258H108ZM177 260V259H176ZM188 260V259H187ZM193 260V259H192ZM218 260V259H217ZM216 260V261H217ZM229 260V259H228ZM231 260H232V258H231ZM237 260V261H238ZM61 261V263H59ZM79 261V260H78ZM79 261V262H80ZM91 261V260H90ZM143 261H144V259H143ZM178 261V260H177ZM193 261H195V260H193ZM222 261V260H221ZM233 261V260H232ZM235 262V261H233V262H235L236 264L237 263H239V262ZM241 261V260H240ZM70 262V261H69ZM85 262H87V261H83L82 260V263H84V264H86ZM92 262V261H91ZM91 262L89 263V264H91ZM106 262V261H105ZM104 262V263H105ZM107 262H109V261H107ZM179 262H180V260H179ZM183 262V261H182ZM186 262V261H185ZM184 262V263H185ZM189 262H192V261H189ZM196 262H197V260H196ZM196 262H193L194 264L196 263ZM199 262V261H198ZM198 262H197V264H198ZM220 262V261H219ZM224 262H226V260L224 261ZM229 262H231V261H229ZM229 262H227V263H229ZM233 262H231V264L233 263ZM241 262H243V261H241ZM87 263V264H88ZM100 264L102 263V262H99ZM181 263V262H180ZM222 263H223V261H222ZM227 263H224V264H227ZM67 264H70V263H67ZM71 264H74V263H72L71 262ZM75 264H80V263H75ZM92 264H94V263H92ZM106 264V263H105ZM147 264V263H146ZM220 264H221V262H220ZM230 264V263H229ZM234 264V263H233ZM242 264V263H241ZM246 264V263H245Z\"/></svg>",
	"mask_w": 264,
	"mask_h": 264
}]
</instances>
